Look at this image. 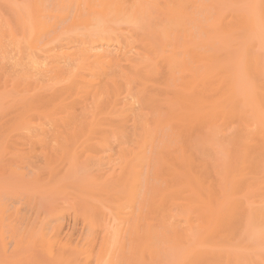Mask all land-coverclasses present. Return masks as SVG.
Returning <instances> with one entry per match:
<instances>
[{"label":"rangeland","instance_id":"374dc122","mask_svg":"<svg viewBox=\"0 0 264 264\" xmlns=\"http://www.w3.org/2000/svg\"><path fill=\"white\" fill-rule=\"evenodd\" d=\"M42 1L40 0L38 2V0L37 1L36 0H0V264H69V263L70 264H77V263L78 264H82V263L83 264H89L90 262L88 261V259L89 260H95V261H91V264H97L98 260H100L98 262V264H99L101 262V260H102L101 258H103L101 254H102V251L105 248L104 246H108V247H106L105 250H107V248L108 249L109 248L111 249V250L110 249L108 250V251H110V253L108 251L103 252V254L106 253L105 256L107 255V252H108L111 260H109L110 259L109 258L108 259V262H106L105 260H107V259H105V260L103 259V262L104 263L101 262V264H110V263L113 264L114 261H115L114 262L115 264H118L119 262H120L119 264H121V262H123L122 257L124 258V254L123 255H121V254L124 253V252H125V258H126L125 261H127V258H128V261L129 262L128 261L127 262L129 264H133V262H134V264H137V263L138 264H142L148 258H149V261H150L149 263L155 264V262H157L159 258H160V262H161V260H162L161 256L162 257L163 256L165 257V255H167L166 256L167 258L165 257V259H170V257L168 255L171 256L172 254L174 255V256L172 255L173 256V260H172V256H171V259L170 260H172V261L176 260L177 262L174 261L176 264L177 263L178 264L185 263V262H183V261H185V259L183 260L182 257H178V258H180L179 260H177L178 258H176L177 256H180V254H182V252L183 253L185 252V249L182 246L174 248L172 246V244H169L172 247L170 246V248L168 249L169 245L167 243H165L166 244L165 245L166 247L168 245V247H167L168 250H170V251L173 250L174 251V253L171 254L170 251H168L167 249L163 248L162 245H159V246H161L159 248L160 251H161L162 248H163V251L165 249V253H164L165 255H163L162 254L163 251H161V253L160 252L158 253V254H160V256L157 255V256H159L157 259L156 258H153L154 256L152 257L150 254H148V256L146 254H144V251H146V250L144 248H142L143 245H141L139 243L141 241V239L139 238V240H138V238H136V235L137 234L135 232V229L134 230L131 229L133 227V225H134V224L132 225L131 222H134V221H131V219H129V218L132 217V219H134L133 216H130L128 218V217H125V216L122 215V214H124V210H125L124 205H126V207H128V205H129V204L127 205L126 201L123 200L124 198H123V195H122V194H124V197H126V194H125L124 191L126 189L128 190V188L125 185H124L123 188H122V186H123V184H124L125 181L128 182V179L130 177V176L129 177L127 176L128 170L130 171L129 168L130 167L132 168V166H133V161L131 163L130 160L133 159V157L135 156V154L138 152V149H136L134 147L136 146V147L139 148L138 143L140 142V144H141V141H142L140 139L142 138V134H143L142 131H143V129L141 128L142 131L141 132L139 131L140 129H138L137 124H136V120L133 117H134V114H138L139 113V112H137L138 110L136 111V109L137 108L138 109L140 108V105L139 104L142 102L141 101L140 103H138L139 100H137V103L138 104L135 102V100L137 98H139L137 95H138L140 89L143 91V90H145L147 88V87L145 88L143 86H140L141 85V82H144L145 84H146V82H148V81H146L147 78L145 77L146 76L145 73H147L150 70H151V72L153 71L155 73V75L153 76V78L150 79V80H149V78L151 77V75H153V73H151V72L147 73L148 75L151 73L149 76L147 75V77H149L147 80H149V82H150V83L148 82L149 84H147V85L151 89L150 88H147L145 90V92H146L147 90L150 89V91H148V92L151 93V91H153V94L151 93L152 94L151 95V94H148L146 92L147 93V96L150 95L149 97L146 98L145 92L143 91L142 93H144V94L143 95L142 94L141 95L139 94V95H140V97L141 96H145V98H142L143 101L145 100L147 102H150L151 104L153 102H155L152 99H154L155 97H156L155 99H158L159 98L158 101L156 100V102H160V103H158L159 104L158 107H159V109L162 112L161 114H163L162 116L164 118L167 117L166 118V120H167L168 117H169V114H170V113L167 114L168 112H170L168 110L169 107H167V106L169 105V103L172 100L170 98H174V97L176 98V95L174 96V94L177 93L176 91H181V88L180 87L182 86V89H183V88H185V85H187V84H184L183 85V82L186 83V81H183L181 83L179 80L182 79L184 76H189V77H186V78L184 77V79L187 80L189 78L191 80L192 75L194 76L195 73H197V72L200 71V70H198L197 72L194 71V73H192V74H190L191 73L190 70H188L187 72L183 71V70H186L187 68L188 69L189 68L192 69L191 67H193L194 64H192V65L191 64L190 65L188 64L190 67L188 66L185 69L179 70V72L175 71L177 74L175 73L174 76L176 75V76H178L180 78V79L178 78V80L175 81L176 83L173 81L174 78L176 80V78H177L176 76L173 78V80H172L173 82L171 81V83H170V81L169 82L167 81L168 78L169 79L170 78L172 79L171 76H168V75H171V74L167 73V70H170V69H166V67H165V66H167L166 64H168V63H166L167 62L166 58L168 59L167 55L168 54H171V50L173 51V48H174V47L173 48H170V47H172L175 44V43L172 44L171 42H177V40H175V39H177V38L180 39V37H181L182 34L180 35V37L179 36L177 37L178 34L177 35L175 34L177 38L174 37L175 36L174 34H173L174 36L171 35V37H173V39L170 37L169 40L165 41L166 43L165 42H162V40L161 41L159 40L161 43L159 41H158V43L157 42H154V44L153 43H150L151 46H155V47L157 46L156 44H158L157 47L159 49L160 48H162V49L164 48V49L168 50V51H166L167 53H165V50H163L164 53L162 51L160 52L159 49H158V52H157V47H156V49H155V47L154 48H151L150 44H148L149 42H151L150 40L154 41L152 39L153 37L156 38L157 35L159 36V34H158L159 30L157 28L160 27V29H161L162 28L161 25H163V22L160 23V21L162 19H163L162 21H165L166 20V16H167V19H169L168 18V15L165 16V12H167L168 9H170L169 7H170L171 0L170 1L168 0L169 1L168 4H167V0H165L166 3H165V1H162L161 0V2H159V0H157L156 3L159 4V6L156 5L155 7H157V8L160 7V9H155L153 7L154 5L152 6L153 9L150 8L149 13L152 12V11H156V13L155 12H152L151 15L154 14V16H151V19L149 17L150 16V14H149L148 19H150V20L147 21V23L149 25L146 24V27H144L142 29H140V28L136 29V27H134L132 25H124L122 28H120V27L118 28L120 30L121 34L117 30L111 32V30H112L111 29L109 31L110 33L109 32L107 33L108 36L106 34H105V37L103 36V39L104 40H102L101 42H97L96 43L97 46L102 45V48L105 49V50H103V52L106 51L105 52L106 55H109V57H110V58L108 57L109 59H106L107 60V63H110L109 66H108L107 63L106 64L105 63H102L103 64L102 66H104V67H106L105 65L108 66V68H104V67L101 68V69H103L102 72L100 71L102 73V75L104 74L105 76L106 75L109 76L108 77L109 79H110V77H112V76L114 77L116 75L115 78H113V79L116 80V78H117V81H118L117 83H119L118 85H121V84L122 85H125V83H126L127 87L121 85V88H122L121 91L123 93L122 98H126L128 96V94L130 95V94L133 93L132 91L128 90V89H131V87H133L132 90L134 91V93L136 91V94L137 95H135V99L132 97L134 94L132 96L130 95L131 98L129 96H128L129 98L128 97L126 98V102L127 103H131V100L133 99L134 102L133 101L132 102L134 103L133 104V107H135L134 108V110H135L134 112L135 113L134 114L132 113L133 115L132 114L130 115L128 113L127 115H125V117L124 116H116V115L111 116L109 114V112H111V110H110L111 107H109V104L106 102V99L104 100L105 102L103 101L104 103L101 102V101H100L101 103H97L96 100H95V102L97 103L96 104V103L93 102L94 99H95V97L93 98V96L87 95L89 93H85L84 96H83V93L79 94V91H80L79 88L80 87L82 89H84V90L86 89L84 87V85H82V86H79V85L75 86L76 85L75 84V85L72 86L71 85L72 83H70L71 82V79L73 78V76L74 75L76 76V74L79 75V73H80V75L82 74L83 76L85 74L84 78L86 79V81H88L87 79L90 78V77L88 78L89 75L88 76L86 75V74H88V72L85 73L86 71L85 72L84 71L82 72L81 70H79V71L77 70V62H74V63H72V62H66V61H64L63 58H61V55H62L61 51L63 53H65L67 51H68V53H71V51H72L77 56L79 55L78 53L80 52V49H78V48H81V46H80V44L82 42L81 41V37L79 35V38L76 37V39H75V33L72 36L70 34H67V32L69 30L65 26L69 25L68 23H70V20H67L68 22L66 23L65 22L66 21L65 20V15L66 14H69V16L71 17V20H72L74 11L77 10L78 5H79L78 3L81 0L80 1L79 0H77V1L76 0H74V1L73 0H57V1H54V2H52L53 0H50L55 5V7L53 5L52 8H50V7L46 8L45 7L47 5V3H45L47 0H44L45 2L43 1V3H42ZM50 1L48 2V6L49 5L50 6L52 5L50 3ZM61 1H63V2H61ZM68 1H70V2H68ZM71 1H73V2H71ZM187 1L190 2V9H189V7H188V9L191 11V7H192V4H193L194 1L193 2H192V0L191 1L190 0H187ZM198 1L200 2V0H197V1H195V3L197 4ZM234 1L236 2V4L238 3L239 6L238 5L236 6L235 4L230 5ZM240 1L237 2V0H218V1L217 0H204V1L201 0V2L198 3L199 5H196L194 3L196 5L195 7L198 6L197 7L199 9L198 11L201 12V13H204L206 11H209L210 9H208V8H210V6H211L212 15H210V11L208 13L207 12L206 13L208 15L212 16L213 18L212 17H208L209 20L208 19L205 20V18H207L206 16H208V15H205L206 13L199 15V12L196 9V12L198 14V17L196 16L197 14L195 15V17H197V21L199 20L198 21L199 22L198 24H200L199 26H197L196 21H195L196 18H194V16H193L195 14V11L192 10V12L194 11V14H192L191 16H192V18L195 21L194 24H196L195 25V29H197V30H194V31H196V32H194L193 31V29H194V26L193 25L194 24H192L191 21L189 22V20L191 19L190 16H189V14H190V11H189V13H188V16H189L188 19L189 20H187V15L185 16V20L188 21L189 24L191 23L190 25H192V26H190L188 24V25H186V27L188 26V28L191 29L192 34H193V32H194V34L192 36L188 32L187 33L194 38L195 42H191L188 39L189 36H187L188 38L186 37V39H188V41H190L189 42L190 44H186L187 43V40L183 38V36L185 34L182 35L181 41H183V40L185 41L186 40L185 41L186 42L185 44L190 49H192L193 47H195V45H198V47H200V45L202 44L201 42H206L207 43L206 45H208V46L211 45V49H214V47H216V46H218V44H220V43L217 42L219 39H221L220 37L223 38V37L226 36L224 33L227 30H226V27H224V23L227 22V21L231 22L230 21L231 18L229 19V17H232L231 14L234 15L232 19L238 20L239 18H237V17H241V14H240V16H238L239 13L238 14L237 13L234 14L235 12H232V11L241 12V13L243 11V15H244V10L243 9L245 8V10L247 11V12L245 11L246 12L245 15L248 13V16H249V19L248 20L246 19V22L248 21V27L247 26H242L243 25L242 22H240L241 24L237 25L238 23H236V22H238V21H235V20H233V21L236 24L235 23L233 24V22H232V24L235 25L236 27L235 26H232V28H231V25H232L231 23H230V26H229L230 28L227 27L229 30L230 29L234 30L233 29L234 27H235V30H236L238 28L237 26H239V28L241 27L240 29L244 28V32L242 31L243 29L240 32L239 31L240 30L239 28L237 29L238 31H234V32H232L230 30V35L232 37H233V33H235V32L237 34L235 33L234 36L235 35H239V38L238 39L242 38L243 33H245V34L247 33L248 34V32H249V31H247L248 29H250L252 31V30H255V29L258 28L257 31L255 30L256 33L258 32L257 35H255V32L254 31L253 32L250 31V33L248 34V36L251 35L252 38L254 37V39L250 38L252 40L249 41V42H253V43L250 44V43L247 42L248 41V39H247L248 37L245 38V39L243 38V39L240 40L244 44L247 42L246 43L247 51H246V49L244 50V48H246L245 45H242V47L241 46L237 47L238 49L240 47L242 48V49L240 48V50L241 51L243 50L242 52H243L244 55L242 54V52L240 50L239 51L241 52L242 55L240 54L239 51L236 52L237 51V48H236V50H234L235 45H236V39H237L238 36L236 37V39H235V37H233L235 40L232 39V41L230 39L231 36H228L229 39H227L228 37L226 36V38H225L226 40L223 39V41H226L227 42V43L224 42V43H226V45L221 43L223 45L222 46L223 48L222 47L221 48L216 47L217 49H223V51L226 52L227 54L226 53L224 54V52H219V51H218L219 52L218 53L217 52V49L214 50V51L211 50L213 52V54H214L215 51L219 54V56H218V54H214V55H217L215 57L214 55H212V52H210V50L208 49L210 47L205 46V43H204V48H203V46H201L202 49L201 48L200 49L202 50V53L205 51L203 49L209 50L208 51L209 54H211L212 57L214 56L213 57L214 58V61H213V58L211 59L209 57V60L211 59L213 61L212 62L210 60V63L214 64L215 66H216L217 63L220 64V62H217V63L215 62V59L216 58H218V60L216 59L217 61H220L221 60L222 64H223V62L225 60V63L222 66L224 68L222 70L225 73V75L226 74L227 75L230 74L229 73L230 70H231L230 72H232V71L234 72V74H233V72L231 73L234 77H235V73H236V75H237V73L239 74L237 76V78H236L238 80V82H237V80L235 78L232 80V82L230 81L233 84V81L235 80V83L234 84H236L238 86V87L236 86L238 89L235 88V89H237V93L238 94H236V93H232L231 94L232 95V99L234 100V102L236 100V99H234L235 98V95L234 94H236L237 95L236 98L239 97V99L240 98L242 99L243 97L247 96L244 99H247L248 100V99H250L248 97H252V99L250 100V103H251V101H253V103L258 102V103L255 104L254 108H253V106H251V104L249 102L243 103V105H245V106L246 105L247 106L249 105L248 108H251L252 107L254 110H256V112H259L258 110L260 108H258V107L264 106V104H262V102L264 101V82H263L264 81V74H263V76H262V73H261L260 76H257V74L256 75H253L254 73H256L255 72V68L246 65V67L244 66L245 67V70L246 71L248 70L246 72L244 70V67L242 65H245V62H248V64H250L251 63L250 61H252V60H253V63L255 64L254 58L257 59V55L264 54V53H262V52H264L263 51L264 48L262 47V46H264V34H263L264 33V20H263V18H264V12H262V11H264V5H263L264 4L263 3L264 0H256V1L254 0L256 2L255 5L253 4V0H243L242 2H240ZM258 1H259V3H258ZM260 1H262L263 4ZM60 3L62 5V7L64 6L63 5V3H64L67 6H70L71 9L69 7H67V8H65V7L62 8L61 7V9L63 10L62 11L59 8V6H61V5H59ZM36 4H38V5L40 4V5L37 7ZM74 4H76V5H74ZM165 4H167L169 6L168 7H165ZM194 4H193V7H194ZM201 4H202V6H201ZM227 4H229V5H227ZM42 5H44V7H42ZM204 5L205 6L206 5L209 6V7L207 6L208 7L207 10L206 9L205 10H202V9L206 8ZM240 5H241V7H240ZM252 5H254V7ZM256 5H257V7H256ZM200 6L202 7L201 9L199 8ZM261 6H262V9H261ZM228 7H230V8H228ZM236 7H238V8L236 9ZM23 8H25L26 10L23 9ZM38 8L41 10V11H38V12L39 13L42 12L44 15L46 14V12L48 10H51V11H48L47 12V14H46L47 16H45V17L43 15H41L42 13H40V17L41 18H43V17L45 18V20L43 19L44 21L42 19L40 20V17L39 18L37 17V16H39V14L37 12V10H39ZM54 8H57L56 11H58V10H60V12L61 11L62 12L65 11L63 13L64 15L62 13H59V11H58V13H59L58 14L55 11ZM166 8H167V10H166ZM225 8H227V9H225ZM239 8H242V10L239 9ZM52 9H54V11ZM192 9H195V8H192ZM256 9H261V10L258 11ZM35 10H36V12H35ZM157 10H159V11L157 12ZM251 10H253V11H251ZM202 11H204V12H202ZM69 12H71V13H69ZM220 12H221V14H220ZM250 12H252V14H250ZM253 12L255 14H253ZM259 12H262L263 14H259ZM55 13L58 14V17L62 15L61 18L59 17V18H56L55 19V22L58 23V24H59L60 19H62V22L60 21V24H59V29H58V32L59 33L51 32L47 37H46V34L45 35H42V34L38 33V30H40L39 26H41L43 23H47L46 17H48V14H49V17H50V18L49 17L47 18V19L50 20V23L49 22L48 23L51 24V25L54 24V18L57 17V15L56 16L55 15L53 16V14H55ZM22 14H23V16H22ZM50 14H51V16H50ZM168 14H169V12H168ZM219 14L221 16H224L223 17V20H221V18H219V17H221V16H219ZM229 14H230V16H229ZM203 15L205 16V18L203 17ZM245 15L242 16L239 20L242 19V21L245 22V20H243V18L245 17ZM250 15H251V17L252 16L255 17V19H256L255 22H254L255 19L253 17H252L253 20L250 19ZM33 16H35V17L33 18ZM52 16H53V18H51ZM37 18L40 21L36 20ZM215 18H216V21L217 22H215V20H214ZM51 19H53V20H51ZM201 19H203L202 22H201ZM210 19H211V21H210ZM260 19L263 20V23H262V21ZM34 20L37 21V22H35ZM63 20H65V21H63ZM207 20L210 21V22H208ZM219 20L222 21V22L225 21L223 24H221V26L223 27V29H222V27L219 28L220 27L219 24L221 23V22L219 23ZM249 20L250 21L252 20V22L254 24L252 25L249 22ZM166 21H165V23H166ZM205 21H207L208 24L207 23L205 24ZM212 21L215 22V24L218 23L217 24L218 26L217 25L215 26V24L212 23ZM192 22H193V20H192ZM37 23H38V25H36ZM39 23H41V24H39ZM255 23H256L257 26L259 24V26L257 27L255 25ZM61 24H65V25H61ZM34 25H36L35 28L37 29V34L34 33V32H32L35 29L34 28ZM151 26H153L152 29L153 28L154 29L156 28V30H153L152 33H154V31L156 33L157 30H158L157 35L152 34L153 37L151 35H149L151 37L148 36V34L151 33V31H152V29H151L150 32L148 31V30H150ZM196 26H197V28H196ZM204 26H206L205 27L206 29H203L205 31L203 32V30H202V32H200L201 29H202V27H204ZM225 26H226V24H225ZM249 26L250 27L253 26V29H252V27L249 28ZM60 28L62 29V32L64 31L63 28L67 29V32L65 30V33L69 37L67 35H65V37H64V35L62 36L61 34H64V33H60ZM146 28H148V30H146ZM207 28H209V30H207ZM211 28H212V30L214 29L215 31L213 32L211 30ZM218 28H219V31L223 30L222 33L224 32V30H226V31L223 34L221 33L222 35L221 34H218L219 32L216 31V30H218ZM69 29L74 30V28H69ZM245 29H247V30L245 31ZM259 29L262 32L259 31ZM206 30L209 31V32H206ZM186 31H188V30L186 29ZM191 31H189V32H191ZM211 31H212V33H211ZM30 32H31V34H30ZM116 32H118V33H116ZM205 32H206V34H203L202 35V33H205ZM215 32H217V34ZM231 32H232V34H231ZM238 32H239V34H238ZM34 34L35 35H38L39 34L40 37H43L44 36V38L40 39V48H39L40 50H38V51L32 50L30 48V43H29V45H27L28 44V38H29V40L31 42V39L33 38ZM58 34H60L62 37L59 38L58 37L59 36ZM112 34H114V35H112ZM199 34H201L200 35L201 38L204 35L207 36V37H203L202 39H200L202 41H199V39H196V36H197V38L200 37ZM240 34H242V36ZM29 35H31V37H29ZM218 35H219V38L217 40L216 38H217ZM38 36H35L34 38H36ZM52 36L53 37L56 36L55 38L58 37L59 38V39L57 38L58 42L54 38V41H56V43H55L52 40V38H50ZM208 36H209V38H208ZM123 37L126 38V39H124ZM46 38L50 42H52L53 44L52 43L50 44L49 41L47 42ZM146 38H148L149 40L145 41L144 39H146ZM204 38H208L209 41H210V38H211V42H210L211 44H208V42H209V41H207L208 39L205 40ZM170 39H171V42L168 43V41H170ZM213 39H216V40L214 41ZM157 40L158 39H156L155 41H157ZM196 40H198L201 44H199V42L197 44H192V43H196L197 42ZM212 40L215 42L214 44H216V43H218V44H216V46H214V44H212L213 43ZM244 40H246V41L244 42ZM256 40L257 41L259 40L260 44L263 41L262 42L263 45L258 44V42ZM60 41L63 44H65L66 48H68V50L66 49L67 51H65V46ZM233 41L235 43H233V45H232V42ZM254 41L257 42L256 44H257V47H258L259 50L256 48V46H255L256 44L254 45ZM105 42H107V43H105ZM228 42L231 44V46L234 47V48L233 47L231 48L232 51H230L231 50L230 49L231 46H228V44H229ZM46 43H48V44H46ZM102 43H105V44H102ZM146 43L148 44V46H147ZM162 43H164L167 46L169 45V46L167 47L164 44L162 46ZM180 43L183 44V47H184L185 44L183 42H180L179 40L176 43V46L177 47H180L179 46ZM49 44H50V46H48ZM170 44L172 46H170ZM240 44H242V43H238L237 45H240ZM224 45H225L226 48L224 47ZM250 45L254 49L251 48V47H250L251 48L250 49L249 48ZM27 46L30 49H28ZM43 46H44V48H43ZM176 46H175V49L177 48ZM227 46L229 47L230 50H228ZM243 46H244V48H243ZM52 47H54V48L52 49ZM62 47L64 48V51H63V48ZM71 47H73L74 50H72L73 48L71 49ZM19 48L21 50H19ZM102 48L99 49L100 53H102V50H101ZM48 49H49V51H48ZM60 49H61V51H60ZM69 49H70V51H69ZM162 49H160V50H162ZM194 49H196V48H194ZM248 49L251 50V51H249ZM28 50H31L32 53H27V52H31V51H28ZM110 50L111 51L113 50V52H110ZM201 50H199V52ZM41 51L43 52V54H42ZM59 51H60V53L58 54ZM227 51H229L231 54L229 52H227ZM245 51L249 53V54L247 53V56H249V58L251 56H253V54H251V53L256 52V53H254L255 54L254 55L255 57L253 56L252 58H250L252 60H250L248 58L250 61H247V58H246L247 56L245 54L246 53ZM159 52L162 53V54H164V55H161ZM188 52H190V50ZM235 52H236V54H235ZM259 53H261V54H259ZM26 54H28V55H26ZM44 54H45V56H44ZM56 54H58V55H56ZM158 54H160V56ZM228 54H230V56H233L235 58V60H234V58H231ZM250 54H251V56H250ZM34 55H36L35 57L37 59V62L40 63V67L42 66V69L40 68L41 69L40 73L39 72H37V73L36 72H33V73L30 74V72L25 67V64L27 63L26 61H29L30 58H33L34 57ZM190 55H192V53ZM221 55L222 56L225 55V56L228 57V58L226 57L228 60H229V58L231 60L226 63L227 60L224 59V58L221 59ZM235 55H237V57H235ZM238 55L241 57V60H239L241 62H238V59L240 58V57L238 58ZM26 56H28V57L26 58ZM29 56H31V57H29ZM52 56L57 57V58H54ZM112 56H113V59L114 60H112V58H111ZM146 56L148 57V59H145L144 61H141ZM162 56L163 57L165 56V58H163ZM193 56L194 55H192V57H189L190 58V61H191V59L193 60ZM263 56L264 55L261 56V60L264 62V60L262 58ZM43 57H46L45 58L46 60L43 59ZM157 57L160 58V59L157 60ZM187 57H188V55L186 56V59H187ZM195 57H194V59H195ZM52 58H53V60H50ZM236 58H237V60H236ZM242 58H244V59H242ZM258 58L259 59L255 60V61L258 62L260 60V57H258ZM139 59H141L140 62L138 61ZM196 59H195V61H197ZM232 59H233V61H235V63L237 61L238 64L236 63L234 65V62L232 61ZM106 60H105V62H106ZM111 60L114 61V62L115 61L117 62V63L115 62V64H114V66H116V68L114 66H112L114 62H111ZM165 60H166V62H165ZM198 60L201 63L200 58H198ZM244 60H246V61L244 62ZM118 61L120 62L119 64H118ZM146 61H148V62H146ZM154 61H155V63H153ZM157 61H158V63H156ZM190 61H187V63L188 62L189 63H193L194 60L192 62H190ZM202 61L204 62L205 60H202ZM145 62H146V65H148V69H149V66H150V68L153 66L154 67L153 69H155L156 66L157 67L159 66L158 67L159 71H158V69L156 71H154L153 69H149V70L146 69L147 66L146 67H143V66H145L144 65ZM151 62L153 63V65H152ZM205 62H204L203 65L205 66L204 68L207 69L209 67L208 66L209 63L207 64ZM230 62L232 63V66H231V63ZM263 62H262V64H263ZM41 63L44 64V65H42ZM54 63H58L59 64V67H58L57 64H54ZM62 63H64V64H62ZM66 63L70 65V68H69V65H67ZM75 63H76V67L74 65ZM136 63L138 64L137 66H139V68H137V66L135 67ZM154 64H156V65L154 66ZM197 64L198 63L196 62V65ZM227 64H230V65L227 67L226 66ZM254 64H252V66ZM259 64H261V63L259 62ZM53 65H54V67H58L57 68V71H60V66H61L62 68L65 67V69H70V70L73 69L74 71L76 70V72H74L76 74L73 75V74L70 73L72 76L69 77L70 74L68 75V73L70 72V70L69 71L67 70V72H66V70H64V69H61L60 73H57L56 74V72H54V71H56V68L55 69L51 68ZM64 65H67V67L64 66ZM140 65H141V67H140ZM196 65H194L195 67H194V69H192V71L195 70L196 67H199L198 65L197 66ZM201 65H202V63H201ZM73 66L75 67V69L73 68ZM233 66L234 67L236 66L235 69L238 66V69L240 71L238 69L232 70L233 69ZM109 67L113 68V71H115V72H113L112 70L110 71L109 70ZM142 67H143V69H141ZM168 67H169V65H168ZM212 67H213V65H212ZM136 68L138 70L139 69H141V70L138 71ZM144 68H145L146 71L144 70ZM230 68H232V69H230ZM47 69H48V71H47ZM52 69L54 71H52ZM104 69H106L105 71L109 70L111 72V73H109V74H111V76L109 74H107V72L103 73ZM197 69H200V68H197ZM226 69H228V70L225 71ZM73 70H72V73H73ZM249 70H250V72H249ZM144 71H145V73H144ZM180 71H183L181 73H183V74L186 73V75L184 74V76L180 77L181 75H183V74L180 73ZM202 71H205V70H202ZM202 71H200V72H202ZM253 71H254V73H253ZM43 72L44 73L45 72H51L50 75H52V78H50L51 77L50 75L49 76L47 75L49 73H45L47 75L45 77V75L43 74ZM53 72H54V74H53ZM156 72H159V73L156 74ZM221 72L222 71H220V73ZM61 73L64 76H61L60 75ZM187 73H188V75H187ZM222 73H221V75L224 78L225 75L223 76ZM250 73H251L252 77L249 75ZM263 73H264V71H263ZM36 74L37 75L38 74H41L42 77H40L39 75L37 77ZM55 74H56V76H55ZM65 74L67 75L68 80H70L69 82L67 81V77H66ZM136 74H138L139 77H141V75L143 74L142 75V78H141L142 80H141L140 83L138 81H136L137 79H139L138 75L136 76ZM200 74H202V73H200ZM245 74L247 76L251 77V80H250L249 77H244V76H246ZM33 75H35V76H33ZM102 75L100 74V76H102ZM126 75L128 76L127 78H130L129 81L131 82L132 86H131L130 82L127 83V81L124 80V79H127L125 77ZM83 76H80V78H82ZM97 76H99V75H97ZM100 76L99 77H96V78H98V80H99ZM107 76H106V78H107ZM143 76H144V80L146 82L143 81ZM167 76H168V78H167ZM254 76H255V78H254ZM261 76H262V78H260ZM29 77H31V78H29ZM102 77L100 79L101 81L106 79L105 77H103V78ZM219 77H221V76L219 75ZM232 77L229 78V76H227V79L225 77L224 78L225 81L223 80L224 83H227L226 80H231ZM56 78L57 79L60 78V80L59 79L56 80ZM61 78L62 79L65 78V79H63L65 81H63ZM257 78H258V80H260L259 82H261V79H262V82H263V83L261 82L262 85H261V83L259 84V82L256 80ZM189 79L187 80L188 84L190 82ZM247 79H248V81L250 80L249 83H248ZM253 79H255L257 82L255 80H253ZM61 80L64 82V84H63V82ZM211 80H212V82L214 81V84H217V80H216V82H215L214 79H211ZM139 81H140V79H139ZM178 81H179V84H181V85H178L179 87L177 86V82ZM208 81L207 82L209 84H207L206 80H204V82L206 83L205 86H207V85L208 86H211L212 82L210 81V79ZM246 81H247V84H246ZM65 82H67V83H65ZM166 82H168L169 86L168 85L167 86L170 87V89L173 88L172 90H169V88L166 86V84H167ZM172 83H174V85H176L177 87L174 86L175 88L174 87L171 88L170 85L173 86ZM224 83H222V84H224ZM68 84H70V86ZM110 84L109 85L112 86V83H110ZM214 84H212V88L210 87V89L208 88V86L206 87V89H203L204 86L202 87V85H204V84H201V91H202L201 93H202V95H203V93H204V95H206L207 93H209L207 95L209 97L212 96L210 98L207 95L205 96L206 98H208L207 100H209V101H211V100L212 101L213 100L215 101V99H218V97H216V96L219 95V97H220V95L223 94V91L225 92L228 88H230V89H228L229 90L228 93H229L231 91V86L233 87V85H229L228 84L229 86L226 85V87H228L226 89L225 85L220 84V85H222L220 87V85L217 86V85H214ZM257 84H259V87H258ZM68 86H69V88H68ZM215 86H217V88L219 89L218 92L216 91L217 88L214 90V87ZM139 87H140V89H139ZM141 87H143L145 89H142ZM242 87H243V91H241L242 90ZM177 88H178V90H177ZM208 89H209V91H214V92H211V93L210 92H207ZM211 89H213V90H211ZM222 89H225V90H222ZM244 89L247 90V93H249L248 95H246L247 93L244 92ZM75 90H78V91L75 92ZM173 90H175L174 91V94H173ZM205 90H207L206 91V94H205V92H203ZM220 90H221V92H220ZM232 90L235 92V90L233 88H232ZM124 91H127V96H125V97H124V95L126 94V92H124ZM252 91H253V93L254 92L256 93V91H257V93L256 94H253V93H251ZM73 92H75L76 94L73 93ZM219 92L222 93V94H220ZM198 93H200V92H198ZM201 93H200V97L203 100V104L201 103V106L202 107L200 108V106H199L198 109L205 110L207 108L208 110L207 109L206 110L209 111V107H207V106L208 105H211V104L209 103L207 105L208 101H206V98L205 97H202ZM213 93H214V95H213ZM239 94H240V96H238ZM251 94L253 96L254 95L255 96L253 97ZM257 94H258V97L256 96ZM80 95L83 96V97H80ZM85 96H88V97L91 96V97L90 98H87ZM151 96H155V97L153 98ZM150 97H151V99H149ZM120 98H121V96H119V99ZM122 98L120 99V102H119V99H118V104L119 105L116 106V109L115 110H117L118 108H123L124 107V105H122L124 103L122 101ZM211 98H214V99H211ZM253 98H257L258 101L257 100L254 101ZM65 99H67V100H65ZM127 99H130V100H127ZM147 99H149V100H147ZM239 99L236 100L237 101L236 102L237 105H235V103H234V105L236 106L234 108H238L239 109L238 110L239 113L240 112H243V110L244 111H247L248 109L245 110L246 107H244V106L241 107V109H243V110L240 111V108L239 107L241 105L239 103L242 104L241 101L244 102V100H241L240 99L241 100L240 101ZM261 100H263V101L261 102ZM60 101L66 102V105L67 106L66 107L65 106H61V105H65V103L63 102V104H62V102H60ZM166 101H169V102L166 103ZM204 103H206V107L204 106ZM143 104H144V102H143ZM259 104H261L262 106L261 105L259 106ZM130 105H132V103ZM238 105H240V106H238ZM252 105H254V104H252ZM256 105L258 106L257 107L258 110L256 108ZM142 106L143 105H141V107ZM143 107H144V109L146 111H148L147 113L149 115H151V117L152 116H154V117L155 116H158L159 113L157 114L156 112H154L152 110L146 109V106H143ZM66 108H67V110H70L67 113H66ZM145 110H143L141 108L140 109V111H141L140 114H142V111L143 112H146ZM206 110H205V112H206ZM69 112H71L72 115L69 116V114H70ZM254 112H251V113L254 114L253 120L256 119L257 122H259L258 120H261L259 122V124H257V122L255 121L254 122L255 125H253L252 122H251L252 118L251 119L250 118H247V120H246L247 122L244 121V118L245 117H243L242 120H240L241 119L240 117H242V115L239 114L238 117H236L235 119H232V120H235V124H234V121H232V120H230V124L227 123L228 126H225V128H224L225 131L226 130H227L226 132L232 131L231 128H233V129H235V131L234 130L232 131L233 132V135L237 136L239 133L244 132L246 130V128H247L246 126H248L250 129L248 128L249 130H247V131H250V130L252 131V132L251 131L249 132V142H250V140L252 141L254 139V137L251 138V135L252 134H250V133H253L254 134L257 125H262V124L264 125V122H262V121H264V119H263L264 116H261L260 115L261 116V119H260V116L258 115V113L256 114ZM147 113L143 117H141V118H144L146 116L147 119H144L143 121H145V120L147 121L148 118L151 119V117H147ZM186 113H185V115H186ZM245 113H246L245 114L246 117L247 116L248 117H252L253 116L252 114L250 116H249V114H247V113H250V110L248 112H245ZM255 114H256V116L257 115L259 116L258 117L259 119L255 116ZM96 115H98V116H96ZM243 115H244V112H243ZM262 115H264V114H262ZM126 116L128 118H126ZM159 116H160V114H159ZM159 116H158V118L156 117V119L154 118L155 121L157 119H162V118H160L162 116H160V117ZM93 117L95 119H92ZM54 118H56V119L54 120ZM57 118H59L60 120L57 119ZM61 118H62V120H61ZM99 118H101L102 120H100ZM132 118L135 121H133ZM172 119H175V117L171 118V120ZM178 119H180V118H177L176 120H178ZM248 119H250V120H248ZM151 120H153V118ZM151 120L150 121H147L148 122V125H149V122H150V124H152V122H154V121L151 122ZM171 120H170V124H169V121H168V124L167 125L166 124L163 125L162 132L164 130H166V132H163L164 133V136L167 135V136H170L171 137V135H174V134L176 136L177 134H179V132H176L177 134L176 133H172V132H174V130H180L181 132L183 131L182 133L179 134V135L182 136V140L185 139L188 135L190 136V137L188 136V138H187L189 140V138L191 139V137L193 138L194 136L197 138V135L195 134L196 131H197V134H198V132H201V135H203V133H205V135L202 136V138L205 139L204 137L206 136V138H207L208 132H210L209 130L207 131V129H212V126H211L212 124L206 122V123H204V126L202 125L203 128L202 127L201 128L202 129H205L207 133L204 132L205 130H203V133H202V129L201 128H200L201 130L198 128L199 131H198V129L195 130L194 128H192L193 127L192 126L193 125L192 122H194V121L189 122L190 120L188 118L184 119V117H183V121L185 120V127H183L184 126V122H182V124H181V121H180L181 119H180L178 121L182 125V128L180 127L181 129L180 128L178 129V127L176 125V124H178V122L175 120L174 121V124L176 122L175 125L177 127V129H175V126H172L174 124H173V122ZM94 121H102V122L104 121L103 124H105V125L107 124L106 125L107 127L105 126L106 128H102L103 130L101 131L100 130L101 127H99V125H96V126L98 128H100V129L95 128L94 125L97 124V122H94ZM218 121L222 122L221 120H216L217 125H218ZM242 121H243V124H242ZM248 121H250L249 124H252L253 125V128H254L253 130L250 127L251 125H247L248 124ZM133 122H134V124H133ZM186 122H187V124H186ZM188 122L190 124L189 125V129L192 126L191 127V130H189V133L190 134L189 133L188 134L185 133V132L188 131V129H186V131H184L185 129L182 130L183 128H188ZM220 122H219V125H218L219 127L223 126V124L221 125ZM244 122H246L245 125H244ZM261 122H262V124H261ZM75 123H77L78 126H76ZM103 124H102V126H103ZM205 124H206V126L209 125L208 126L209 128L208 127L206 128ZM232 124H234L233 126H235V127L229 126V125H232ZM85 125H87L86 126L87 129L90 128L91 130H89V131L86 130V128H84ZM90 125H92V127L94 126V128L96 130L98 129V132H96V130H93V128ZM132 125L133 126L135 125L136 127L132 128ZM154 125L156 126V124H153V126ZM168 125H171V126H168ZM100 126H101V122H100ZM151 126L152 125H149V127H151ZM164 126L165 127L168 126V127H166L168 129L164 128ZM238 126H240V127H238ZM118 127L119 128L121 127L122 129L121 130L120 129L118 130ZM149 127H147V128H149ZM161 127H159V128L157 127L158 128V131L161 129ZM236 127H237V129H236ZM259 127L262 128V126H259ZM259 127H257V129H256L257 132H258L257 134H259L260 132L261 133L263 132L262 130L261 131H258V129H260ZM153 129L154 128H152V130ZM243 129H244V131H243ZM262 129L264 130V126H263ZM131 130H133V133H136V132L142 133V134H140V133L138 134L137 133L138 135L141 136V138H140V136H138L137 134H135V135H137V138L139 137L138 140L135 138L137 145H135V141L133 140L134 137H136V136H132L133 138L131 140V136H130L131 135V132H132ZM135 130H136V132H135ZM236 130H238V131H236ZM75 131L78 132V133H75ZM117 131H119L120 134H121V131H123L122 132L123 135H126V136L129 135V136H127V137L124 136L123 138L121 137V139H119V138L117 139L116 138L117 135H120ZM155 131L157 133L156 127H155ZM88 132H93L96 135H94L93 133H92L93 136L90 135L91 133H89L87 135ZM234 132H236V134H234ZM81 133H83L82 135H83L84 138L82 136H80ZM169 133H171V135H169ZM228 133L230 134L231 132H228ZM228 133H226L225 134V137H223V138H226V141H227V139L231 140L230 139V135L231 134L229 135ZM84 134H86V135L84 136ZM263 134H264V132H263ZM89 135H90L91 139H89L90 137L88 138ZM157 135H158V138H159V136L160 135L162 136L163 134H161V131H160V133L158 132ZM183 135L185 137H183ZM233 135H231V137H233ZM254 135H256V134H254ZM261 135L262 134H260V137H259V135L258 136L256 135L255 139L253 140L254 143L253 142H250V144H251L250 148H252V149H249V150H250V153L251 154H254L255 155L256 152H254L252 150H254L255 147H257V146H260L258 148L259 150L256 148L255 151H258L257 153H261V151L263 152V149H264L263 148L264 147V141L262 143V140H263L264 135L262 136V138H261ZM167 136L164 137V141H165V139H166ZM199 136L200 135L198 134V137ZM235 136L232 138L234 140L233 142H231L232 140L231 141L228 140L226 142L225 139L222 138L223 141L221 140V145H222V146L220 145L221 148L218 145V143H216L218 145V147H219L218 150H220L222 148L223 149L225 148L226 154H225L224 151L223 152H220V153H222V156L223 157L220 155L219 151L217 152V150L215 152L212 151V153L210 151H209L210 153L208 152L209 155L210 154H212L213 156L215 155L216 158H212L213 156L210 155L211 156L210 157V160L212 161V164H211V162H209L210 161L209 158L207 159L208 162L210 163L209 165L212 167V168L211 167L209 168V173H210V170L211 169L212 170H211L210 175H207L205 177L204 182L205 183H212L213 182V185L215 186L217 192L220 191V190L222 191V189L226 187V184H224L225 183V180L224 179H226V178H225V176L222 177L223 175H225L224 174V171L226 170V167L225 166L227 165V163H224V162L227 161L226 159H228L227 162L230 163V160L233 161V160H235L234 158L239 157L237 155H236L237 157L235 155H233V154H235V153H233L234 151L237 153V148L235 146V141L237 140V138L234 139ZM81 137L83 139H81ZM125 137L126 138H129V139H127L128 141L126 139H124ZM87 138L89 140H86ZM167 138H168V139H166L167 142L166 141L165 142L166 143L169 142L168 148H170V147L173 148V146L175 145L174 143L177 140L178 141L181 140V137H178V139L175 140V141L172 138H169V137H167ZM173 138H174V136H173ZM176 138L177 137H175V139ZM196 138H195V140H197L196 143L199 144L202 138L199 137L200 138L199 142H198V138L197 139ZM259 138H261V139L259 140ZM171 139L174 141V143L171 141ZM256 139H258L259 141H257L256 146L253 147L255 145ZM182 140H181V142L179 141L180 144L182 142L188 141L186 139L183 140V141ZM189 141L190 142L191 141L193 142V143H191V146H193L192 144H194V140L192 139V140H189ZM171 142L174 144L173 146L171 145L172 144ZM179 142H177V143L179 144ZM188 142H186L185 144L187 145ZM196 143L194 144L195 147H196ZM222 143H225V144H222ZM227 143H228V145H226ZM261 143L263 144V146H261L262 145ZM178 144L176 145L177 147H178ZM185 144H183V145H185ZM198 144H197V146H198ZM233 144H234V148H236V149H234L232 147ZM252 144H254V145L252 146ZM176 146H175V148L178 149ZM179 146H181V147H179V149L183 148L182 145H179ZM188 146L186 148H188V151L190 149L191 150L190 152L192 153L193 152L192 147H190V146L188 147ZM225 146L226 147L228 146V147L226 148ZM175 148H173V149H175ZM186 148H184V149H186ZM176 149H175V151H178L179 150V149L178 150H176ZM227 149H229V150L232 149V151L230 150L231 151L230 152L228 150L229 151L228 152ZM131 150L132 151L134 150V151L132 152ZM130 152H132V155L130 154ZM126 153L129 154V155H127ZM133 153H134V155H133ZM167 153L171 154V150H168ZM179 153H177V156L179 155ZM195 153L197 155H199V157L197 156V158H200L201 157L200 152H195ZM195 153H194V155H196ZM230 153H231V157H232L233 160L232 159H229V158H231L230 157ZM263 153H261L262 155L261 154H259V156L257 155L258 157L261 158V159L259 158L258 161L260 160V161H263V162H260L259 161L258 164H257L256 163V160L257 159L255 161L252 160L254 162H251L252 166H253V163H254V165L256 163V165L253 167L254 168L253 169V171H254L253 172V176H256V177H250L251 178L250 181H252L253 178L254 179L255 178L256 179H259L258 175H256L257 172H258L259 175H260V173L262 175L264 173V171L262 170L263 167H264L263 166L264 165L263 164L264 163V156H263L264 154ZM172 154H174V155H171V156L169 155V156L170 157L175 156L176 155V152H173ZM251 154H250V160L252 158V155ZM130 155H131V159L129 160V162H130L129 163L127 161V158H128L127 156H130ZM168 155H166V157H168ZM225 155H229V156H225ZM254 155H253V158L252 159H254ZM177 156H175L176 160H177ZM220 156H221V158H223L224 161L219 158ZM262 156H263V158H262ZM170 157H168V158H170ZM258 157H255V158H258ZM123 158H125L124 160H126L127 163H129L128 166L131 165L130 167H127V164L124 167H122L123 166L122 164H124L126 162L125 161V162L122 163V161H124ZM175 158L174 159H168V161L169 160H171V161L173 160V162H174L175 161ZM236 160L233 161V162H231L230 164L231 165H234V163L236 162ZM213 161H216V162H214V164L215 163L218 164V165H216V168L219 166L218 168H219V170L221 169L222 172L220 174H222V176L219 175L218 168H217V170L215 168H213L214 167ZM221 161H223L222 162L223 163L222 168L220 167V165L222 164ZM173 162H170L169 161V163H173ZM175 162H177V161H175ZM219 162H220V165H219ZM261 163H262V165H261ZM259 166L260 167L262 166V167L260 168ZM122 168H124V169H122ZM126 168L128 170H125ZM213 169H215L218 172L214 171ZM258 169H261L260 172L258 171ZM121 170H123V172H121ZM125 171H127V173ZM120 173H122V174L124 173V175H126V176L122 177L123 175L122 174L120 175ZM129 175H130V172H129ZM262 175H260V178L264 177V175L263 176ZM216 176H218V177H216ZM250 176H252V175H250ZM121 177H122V179L124 178L123 179L124 182H122V184H121V181H122L121 180ZM211 178H212V180H211ZM218 178L221 179V182L223 180H224V182H222V184L219 183L220 182V179L218 180ZM222 178H224V179H222ZM256 179L254 180V183L256 182ZM260 180H261V183H263L262 182L263 179H259V181H257V184L260 185V188H261L264 184L263 185L262 184H259L260 183ZM119 181H120V183H119ZM159 182H161V180L156 182L157 183V187L162 186V184H163L164 186H162V187H163V189L165 188V190H166V187H167L166 184H168L169 181L167 183L165 180L164 181L162 180V182H164V183L161 182L162 184L159 183ZM165 182H166V184H165ZM214 182H216V184ZM118 183L120 184V186L121 185L122 186L120 187L118 185ZM125 184L128 185V183H125ZM257 184L256 185H251V186H255L256 187ZM220 186H222V188ZM255 187H252V189H254ZM258 188H255V189H258ZM263 188H261L260 190H263ZM118 189L120 190V192L117 191ZM163 189H162V191H165ZM167 189H169V188L167 187ZM121 190H124V191L122 192ZM127 190H126V192H127ZM256 192H258V191L256 190ZM261 192H260V197L261 198L253 190H252V192L250 191L249 196H251V194H254V195L256 194L257 196L255 197V199L257 201H258V199H261V203H262V201H264V195H263L264 194L263 193L264 190L262 192L263 194ZM116 194H117V198H116ZM118 194H119V196H118ZM184 195H187V193H185ZM120 196H122V197H120ZM249 196L248 197H244V199H242L248 205L245 204L246 205L245 206L243 204V201H242V204L243 205L241 207L244 208V206H245L244 209H246V211L243 209L245 214H249L247 211H249L251 213L253 209L255 211L257 209L256 214L258 215L259 220L261 219L260 220V224L258 223L259 220H256L257 217L254 218L256 214H252V217L250 216L251 218H253V220L250 218L252 220V221H250V219H247L248 216L246 217L244 215V213H239L238 212L239 215L243 214V215H241V217L243 216L242 217L243 219L240 217V219L242 220V223L238 224L240 226H237L236 223L241 222V221H236L237 220L236 218H237L238 215L236 217H233L232 218L234 221H236V223H234V225H233L234 227L228 228L229 230L226 229V231L224 230L222 232L223 233L222 235L224 237H222V236H217L216 237V238L219 237L217 239L219 241L216 240V242H217L216 244L223 245V243H224L225 246L224 245L223 246H220V247L218 245L217 246L215 245V247L213 246V248H211V249L214 252L212 254V251H211L210 255L209 254L207 255V257H206L207 262L204 261L206 264L209 263L208 262V258H209V260L210 259L212 260L213 257L211 258V256L212 255H215L214 253L216 251L219 252V253L216 252L218 255L216 254L214 256L212 263H211V260H210V264H214V263L218 264L219 261H220V263H221V261H225V260H221V257H218V259L216 257V256H221L222 254H220V253H223V252L227 255V257L224 255L223 256L224 258L223 257L222 258L225 259V257H226V259L230 261L229 264L230 263L232 264L233 260H234L233 263L238 264L239 263L238 258L241 259L240 257H242V254H243V253H241V251L242 252L245 251L244 252V255H243L244 256L243 258H245V259L242 258V262L240 260V263H242V264H251V263H249L250 261L248 262V260H251V258H252L253 264H264V242H262V241H264V238H262V237H264L263 236L264 235V233H263V229H264V226H263L264 225V221H263L264 215L262 216V214H261L262 213V210H264V208L262 209L261 205L259 206V204H261L259 202L260 200L258 201V204H257L256 200L254 201L255 202L254 205H256V208H254L255 206L252 207L253 202L251 201L252 199H249L250 198ZM119 197L122 200H119L118 199ZM246 198H248V199H246ZM245 199L248 200V201L246 202ZM253 200H254V197H253ZM119 201L120 202L121 201L123 202V206L120 205ZM117 202L120 205V206L118 205V207L120 209L122 207H124V208H122L123 209V212L121 211V214L119 213L120 212L119 208L118 209L116 208ZM178 202H180V201H177V203ZM167 206H169V205H167ZM164 207L166 208V206H164ZM241 207H240V210L242 209ZM246 207H249L250 209L253 208V209L252 210H249V208L247 209ZM260 207H261V211H260ZM129 208H131L129 210L131 212V210H132V207L131 206L128 207V208H126V209L128 210ZM173 208H174V210L178 211L177 209H175V207H173ZM178 208H179V211H180V208L181 207L179 206ZM129 211H127V212H129ZM163 211L164 210H162L161 213ZM255 211L252 212V213H255ZM117 212H118V214H117ZM258 212H259V214H258ZM129 213L126 214V212H125L126 215H128ZM130 214L132 215V213H130ZM158 214L159 213L155 212L154 214H152V216L151 215L150 216L148 215L149 217H151L149 219H152V220H155L156 219L155 221H157V218H158V220L160 221V217L161 216L159 217ZM260 214H261V217L263 219L260 217ZM263 214H264V211H263ZM195 217H196V215L194 216V218ZM244 217L247 219L248 222L249 221L250 222H254V219H255V221H258V222H257V224L255 222L254 223L256 225H259V226L257 227L254 223L253 224L251 223L252 226H251V224L244 225V223L245 224L248 223V222H245L246 219H244ZM118 218L121 221H119ZM197 218H198V216L196 217V219ZM124 219L127 220V223L128 224H129V220H130V223L132 225V227L130 228L131 230H129V231L125 230L124 225L126 224L125 226L127 228H128V225H127L126 222L123 223L124 222ZM149 219L147 218V220L145 219V221H147V223L148 222L150 223V221L152 223H154L152 220L148 221ZM177 219L178 218H175V220H177ZM172 221L170 219L169 222H170V224L172 223V226H174V228L176 227L175 225H177L178 223L179 224H183L182 226L185 227L184 223L181 220H179V222H177V223L174 220H172ZM117 222L120 223V225H118ZM157 222H155V224ZM158 223H160V222H158ZM179 224L177 226V230L179 229L178 227H180ZM117 225H118L119 229L116 230V228H118V227H116ZM120 226L122 227L121 230H120ZM182 226H181V228L179 230H184V228L182 229ZM236 226H237V228H235ZM244 226H248L249 227V228L245 227V228H247L249 230V233L252 232L250 230H253V228L254 229L255 228H260V226H262V232H261L260 229H255L256 231L259 230L261 233L255 231L258 234V235H255L256 233L253 231V233H255V234H253V233L252 234L255 235V236L252 239V238H249L248 237V235H249L248 234V231L247 232H244V230L246 231V229L244 228ZM241 229H242V233H243L242 236L240 235L241 234ZM115 230H116V233L120 230L119 231L120 233L118 232L120 235L116 234L115 233ZM235 230H237V231H235ZM112 231H113V233H115V236L116 237L117 236H120L121 237V240H120V237L119 238L113 237L114 239H116V242H114V239H111L110 238V237L114 236V234L112 233ZM122 231L124 232L123 235H122ZM227 231H228V233H230L231 231H233L231 233H234L235 232V234H232V236H231V234L229 235L227 233ZM130 232H131L132 239L129 238L130 236L129 237L128 236H125V235H130ZM133 232H135V234ZM224 232H226L227 234L224 233ZM245 233H247L246 234L247 236L245 235L246 238L244 237V234ZM262 233H263V235L261 236L260 234H262ZM46 234L47 235L48 234L50 235V236L48 235L49 238H48V236ZM224 234L225 235H228V236H226L227 239H225V235ZM252 234H250V237L253 236ZM134 235H135V237H134ZM44 236H46V238H44ZM229 236H231L230 237V240H229ZM258 236L260 238H258ZM125 237H127V238L125 239ZM221 237L223 238V240H222ZM233 237L236 238V239L238 238V240H241V242L239 241L241 244L243 243L245 245H251L252 246L251 249L252 248L253 249L252 250L251 249L248 250L246 248L247 246L242 245V247L246 248V250H244V248H242L240 246L241 245L240 243H238L239 244V247H238V244H237V245H235V248H231V247H233L234 244L237 243V241H236V243H234L236 239H232ZM255 237H257V239ZM52 238H53V242L54 243L55 242H57V243L59 242V244L60 243L61 244L63 243V245L60 246L59 244H57V246H59V248H57L56 247V243H55V245L49 243L48 241L51 242L52 241ZM56 238L59 239V241H57ZM108 238H110V240ZM134 238H136V240L139 241L138 242V241L135 240L136 242L139 243L138 246L139 245L141 246L140 247V249H142L141 251H139V248H138L136 242H134L136 244L133 243L134 246L133 245H130L129 248H128V245L130 243L132 244V241H134L133 240ZM261 238H262V240H260ZM127 239L128 240L130 239L131 241H127ZM258 239H259V241H257ZM43 240L44 241L48 240V241L47 242H44ZM60 240H62V241H60ZM67 240H69L68 243H67ZM72 240H73V246L72 247H74L76 245H80L81 247L80 246H78V247L76 246V248H79V249H76L75 247L72 249V247H70V245H72V244H69V242L72 243ZM85 240H86V242H87V240H89L88 241L89 243H86ZM107 240L110 242V244L112 246L111 245H107V244H109V243L106 242ZM196 240H197V242H196ZM196 240H195V242L198 243V239H196ZM226 240L229 241V242L228 241L226 242L227 244L225 243ZM251 240H254L255 243H254V241L251 242ZM64 241H66V243L69 244V245H67L66 243H64ZM123 241H125L124 243H127V244H124ZM220 241H222V243ZM230 241H232L231 244H233V245L230 244L231 247H229V245H228L230 243ZM246 241H247V243H246ZM105 242L107 244H105ZM84 243H86V244H84ZM120 243H122L123 246L120 245ZM190 243H189V246L191 245ZM196 243H194V241H193V243H192L193 245L190 246V249H191V247H197V246H195ZM87 244H91V245L88 246ZM142 244H143V242H142ZM113 245L116 246V247H120L121 249L118 248V249H120V252H119V250L116 247H115V249H113L112 248ZM124 245H126V248L129 251L132 252L134 250L132 252V254L130 252H128L126 248H124L125 247ZM65 246H67V247H65ZM200 246H198V249H196V250L204 249V247H206V246L203 245V246H201L202 247L201 248ZM262 246H263V248H262ZM55 247L58 249V251L56 250ZM62 247H63V249H62ZM84 247H85L86 250L89 247H90L89 250H91L93 248V250H91L90 252H93L94 250L95 251L93 253H90L87 250L88 253H90V254L85 253L86 250H83ZM131 247H133V248H131ZM136 247H137V250H138V254L139 253H142L141 254L142 256L140 254H139V256L136 254L137 257L135 256V254L133 255L134 252L137 253V250L135 251V249H134ZM236 247H238V249L239 248H242L243 250L242 249H239V250H241V251H239V250H237ZM50 248H52L54 250L50 251L51 250ZM65 248H68V250L65 249ZM81 248H83V249H81ZM181 248H182V250H181ZM47 249H50L49 250V253H48V250ZM179 249H180V251H179L180 253L178 252ZM193 249H195V248H193ZM233 249L234 250L236 249L239 252L237 253V251L235 250L236 253H234L235 251L233 252ZM61 250H63V251H61ZM76 250H78V251H76ZM113 250H115V251L113 252ZM121 250H122V253H121ZM229 250H232V251H230L229 252V255H228V253H226V251H229ZM54 251H57L56 254L54 253ZM246 251L247 252L249 251V252L247 253ZM175 252H177V254ZM111 253H113V256L112 257H111ZM115 253H116L117 256L115 255ZM118 253H119L120 256L118 255ZM145 253H148V252L146 251ZM87 254L90 255L91 257H88ZM231 254L232 255L233 254L235 255L233 258L236 257L235 259L232 260V262H231V259L232 258L230 259ZM236 254H240L239 255L240 257L238 255H237L238 256L237 257ZM245 254L248 257H246ZM95 255H101V257L100 256H95ZM127 255H128V257H127ZM131 255L134 256V259L132 258ZM145 255L147 256L146 259H145ZM92 256H94L97 260L94 257H92ZM118 256L121 257L120 259L122 261H116L117 260L116 257H118ZM157 256H155V257H157ZM51 257L52 258L55 257V258L52 259ZM129 258L132 259L133 261H131ZM247 258H248V260H247ZM64 259H65V262H64ZM113 259H114V261H113ZM152 259H154V262H151ZM155 259H156V261H155ZM215 259L218 261V263L216 262ZM59 260H60V262H59ZM236 260H238V262ZM77 261H79V262H77ZM125 261L122 264L127 263ZM130 261H131V263H130ZM138 261H141V262H138ZM163 261L161 262L162 264H164L165 261H167V263H169V260H165L164 263H163ZM172 261L169 264H174V262L172 263ZM67 262H69V263H67ZM147 262H148V260H147ZM147 262H145L144 264H147ZM204 262L201 263V264H204ZM226 262L228 263V261H225L223 263H226ZM223 263H221V264H223ZM156 264H160L159 261Z\"/></svg>","mask_w":264,"mask_h":264},{"label":"bare ground","instance_id":"6f19581e","mask_svg":"<svg viewBox=\"0 0 264 264\" xmlns=\"http://www.w3.org/2000/svg\"><path fill=\"white\" fill-rule=\"evenodd\" d=\"M37 1V0H36ZM40 0H38V2H39ZM42 1V0H41ZM44 1V0H43ZM43 1H42V3H43ZM48 1V0H47ZM45 2V3H47V5L45 6L46 8H48V7H50V8H52L53 7V3L52 2H54V1H57V0H53L52 2L50 1V3L52 4L51 6L49 5L48 6V2ZM74 1V0H73ZM73 1H71V2H73ZM77 1V0H76ZM80 1V0H79ZM162 1H165V0H162ZM170 1V0H169ZM168 0H167V4H168V2H169ZM191 1V0H190ZM194 1V2H193ZM195 1H197V0H192V2H193V4L195 3ZM204 1V0H203ZM218 1V0H217ZM240 1V0H239ZM238 0H237V2H239ZM243 0H241L240 2H242ZM256 1V0H255ZM254 0H253V4L255 5V2ZM61 2H63V1H61ZM68 2H70V1H68ZM157 2V0H81L78 4V8H77V10L76 11H74V14H73V18H72V20H71V17L69 16V14H66L65 15V20H63V21H65L66 23L68 22L67 20H70V23H68L69 25H67V26H65L69 31L67 32V29H65V28H63L64 29V31L62 32V29L60 28V33H64V34H61L62 36L64 35V37H65V35H67V34H70L71 36L75 33V39H76V37L77 38H79V35H80V37H81V44H80V46H81V48H78V49H80V52L78 53L79 55L77 56L76 54H74L72 51H71V53H68V48H66V46H65V44H63L61 41V43L65 46V51H67V52H65V53H63L62 51H61V49H60V51H61V53H62V55H61V58H63L64 59V61H66V62H72V63H74V62H77V70L79 71V70H81L82 72L84 71H86L85 73H87L88 72V74H86L87 76H88V78L89 79H87L88 81H86V79L84 78V76H85V74H84V76L81 74L80 75V73H79V75L78 74H76V73H74V72H76V70L74 71L73 69H65V67L64 68H62L61 66H60V71H61V69H64V70H66V72H67V70L69 71L70 70V72L68 73V75L71 73V74H76V76L74 75L73 76V78L71 79V82L70 83H72L71 85L73 86V85H75V86H77V85H79V86H82V85H84V87L86 88L85 90L84 89H82L81 87L79 88V94H81V93H83V96H84V94L85 93H89V94H87V95H91V96H93V98L95 97V99H94V103H101V102H103L105 99H106V102L109 104V107H111V112H109V114L111 115V116H113V115H116V116H124L125 117V115H127L128 113L131 115L132 113L134 114L135 112V110H134V108L135 107H133V99L131 100V103H132V105H130L131 103H127L126 102V98L129 96L130 97V95L132 96L133 94V98L135 99V95H137L136 94V91H135V93H134V91L132 90V88L133 87H131V89H128V90H130V91H132L133 93L132 94H128V96H127V91H124V92H126V94L124 95V97L125 96H127L126 98H122V96H123V93H122V91H121V85H118L119 83H117L118 81H117V78H116V80L115 79H113V78H115V76L113 77H110V79L108 78L109 76H107V78H106V76L104 75H102V70L103 69H101L102 67H104V66H102L103 64L102 63H107V60L106 59H109L110 57H109V55H106V51H104L103 52V50H105L104 48H102V45H100V46H97L96 45V43L97 42H101L102 40H104L103 39V36L105 37V34L107 35V33L111 30V32L112 31H119L120 32V30L118 29L119 27L120 28H122L124 25H132V26H134V27H136V29H138V28H140V29H142V28H144V27H146V24L147 25H149L148 23H147V21H149L150 19H151V16H154V14L153 15H151L152 14V12H155L156 13V11H152V12H150L149 13V10H150V8H152V6L155 8V9H160V7L159 8H157V7H155L156 5H158L159 6V4H157L156 3ZM159 2H161V0H159ZM158 2V3H159ZM200 2H201V0H200ZM199 1H198V3H200ZM232 2V1H231ZM261 3H262V1H260ZM36 3V2H35ZM75 3V2H74ZM165 3H166V1H165ZM196 4V5H199V4ZM258 3H259V1H258ZM264 3V2H263ZM262 3V4H263ZM72 4V3H71ZM167 4H165V7H168L169 5H167ZM193 4H192V7H191V11L189 10L190 9V2L189 1H187V0H171V2H170V9H168V11L167 12H165V16L166 15H168V18L169 19H167V16H166V23H165V21H160V23L161 22H163V25H161L162 26V28L160 29V27L159 28H157L158 30H159V32H158V30H157V32H158V34H159V36L157 35V32L155 33V31H154V33H152L153 32V30H156V28L154 29H152V27L153 26H151V28H150V30H148V28H146V30H148L149 32L151 31V29H152V31H151V33H149L148 34V36L149 35H151L152 36V34H154V35H157L156 36V38L155 37H153L152 39L154 40V41H152V40H150L151 42H147L148 44H150V43H153L154 44V42H157L158 43V41L160 40H162V42H165V41H167V40H169V38L171 37V35H177V37L179 36L180 37V35L182 34V35H184L183 36V38L184 39H186V37L187 36H189V40L191 41V42H195V40H194V38L192 37L193 36V34H194V32H196V31H194V30H197V29H195V25L197 24V26H199L200 24H198L199 22V20L197 21V17H198V14H197V12H196V9H197V11L199 10L197 7H195L196 5L194 4V7H193ZM203 4V3H202ZM202 4H201V6H202ZM233 4H235L236 6L238 5V3L236 4V2L234 1L233 3H231L230 5H233ZM37 5V7L40 5H38V4H36ZM59 5H61V3L59 4ZM63 7H65V8H67V7H69L70 8V6H67L66 4H64L63 3ZM74 5H76V4H74ZM162 5V4H161ZM226 5V4H225ZM227 5H229V4H227ZM254 5H252L253 7H254ZM264 5V4H263ZM199 7L200 9L202 8V7ZM205 6V5H204ZM208 5H206L205 7L206 8H204V9H202V10H207V8L209 7H207ZM239 6V5H238ZM26 7V6H25ZM36 7V6H35ZM42 7H44V5H42ZM54 7H55V5H54ZM61 7H62V5L61 6H59V8L61 9ZM62 7V8H63ZM74 7V6H73ZM164 7V6H163ZM188 7H189V9H188ZM240 7H241V5H240ZM256 7H257V5H256ZM255 7V8H256ZM58 8V7H57ZM57 8H54L55 9V11L57 10ZM75 8V7H74ZM192 8H195V9H192ZM228 8H230V7H228ZM238 7H236V9H237ZM23 9H25V8H23ZM39 9V8H38ZM54 9H52L53 11H54ZM71 9V8H70ZM153 9V8H152ZM208 9H210L209 11H210V15H212V9H211V6H210V8H208ZM225 9H227V8H225ZM239 9H241L242 10V8H239ZM238 9V10H239ZM261 9H262V6H261ZM261 9H256V10H258V11H260ZM26 10V9H25ZM34 10V9H33ZM62 10V9H61ZM66 10V9H65ZM166 10H167V8H166ZM192 10H194L195 11V14H194V11L192 12ZM223 10V9H222ZM230 10V9H229ZM244 10V15H245V13L247 12L246 10H245V8L243 9ZM254 10V9H253ZM253 10H251V11H253ZM24 11V10H23ZM38 11H41L40 9L39 10H37V12ZM48 11H51V10H48ZM47 11V12H48ZM59 11V13H64V12H60V10H58ZM58 11H56L57 13H58ZM67 11V10H66ZM71 11V10H70ZM159 10H157V12H158ZM189 11H190V14H189V16H190V20L188 19V13H189ZM209 11H206L207 13L209 12ZM225 11V10H224ZM246 11V12H245ZM257 11V12H258ZM34 12V11H33ZM35 12H36V10H35ZM47 12H46V14H47ZM168 12H169V14H168ZM199 12V11H198ZM202 12H204V11H202ZM206 12H204V13H206ZM222 12V11H221ZM221 12H220V14H221ZM232 12H235L234 14H238L239 13V15L238 16H240V14H241V17L242 16H244L243 15V11H242V13L241 12H236V11H232ZM231 12V13H232ZM262 12H264V11H262ZM262 12H259V14H263ZM40 13H42V12H40ZM40 13L38 12V14H39V16H37L38 18L40 17ZM58 13V14H59ZM69 13H71V12H69ZM204 13H201V12H199V15L200 14H204ZM205 14V15H208V14ZM230 13V14H231ZM36 14V13H35ZM44 15L43 13L41 14V15H43L44 17L45 16H47V15ZM52 14V13H51ZM51 14H50V16H51ZM58 14H53V16L55 15H57V17H55L54 18V24H49L50 23V20L49 19H47L48 17H49V14H48V17H46V21H47V23H43L41 26H39V28H40V30H38V33H40V34H42V35H45L46 34V37L51 33V32H54V33H59L58 32V29H59V24H60V21L62 22V19H60V21H59V24L58 23H56L55 22V19L56 18H61L62 17V15L61 16H59L58 17ZM149 14H150V16H149ZM192 14H194L193 16H194V18H196L195 19V21H196V24H194V19L192 18ZM197 14V15H196ZM219 14V16H221ZM230 14H229V16H230ZM250 14H252V12H250ZM253 14H255L254 12H253ZM64 15V14H63ZM71 15V14H70ZM187 15V20H189V22L191 21V23L192 24H194L193 26H194V29H193V34H192V31H191V29L190 28H188V26L186 27V25H188L189 23H188V21H186L185 20V16ZM195 15L197 16V17H195ZM210 15H208V16H206L207 18H205V16L203 15V17L205 18V20L206 19H208V17H212V16H210ZM22 16H23V14H22ZM31 16V15H30ZM53 16L51 17V18H53ZM148 16L150 17V19H148ZM228 16V17H229ZM231 16L232 17H229V19H230V21L231 22H229V21H227V22H222V21H220L219 20V28H221L222 26H221V24H223L224 23V27H226V30L228 31H226V30H224V34L228 37V36H231L230 35V30L232 31V32H234V31H238L237 29L239 28V26H237L238 28L235 30V25H233L235 22L233 21V20H235V21H238V22H236V23H238L237 25H239V24H241L240 22H242L243 23V25L242 26H247L248 27V21L246 22V19L248 20L249 19V16H248V13L245 15V17L243 18V20H245V22H243L242 21V19L241 20H239L241 17H237V18H239L238 20H236V19H232L233 18V14H231ZM248 16V17H247ZM259 16V15H258ZM35 16H33V18H34ZM41 18L40 17V20L42 19H44L45 20V18ZM223 17L224 16H221V17H219V18H221V20H223ZM253 17V16H252ZM251 17V15H250V19H252L253 20V18L255 19V17H253L252 18ZM263 17V16H262ZM38 18L36 19V20H38ZM50 18V17H49ZM165 18V17H164ZM213 18V17H212ZM228 19V20H229ZM40 20H38V21H40ZM43 20V21H44ZM49 20V21H48ZM51 20H53V19H51ZM192 20H193V22H192ZM202 20L203 19H201V22H202ZM209 20V19H208ZM207 20V21H208ZM215 20V22H217L216 21V18L214 19ZM252 20L250 21L249 20V22L253 25L254 23L252 22ZM261 20V19H260ZM263 20H264V18H263ZM263 20H261L262 21V23H263ZM27 21V20H26ZM35 21V20H34ZM207 21H205V24L207 23ZM210 21H211V19H210ZM210 21H208V22H210ZM256 21V19L254 20V22ZM259 21V20H258ZM28 22V21H27ZM35 22H37V21H35ZM49 22V23H48ZM215 22H213L212 21V23H214L215 24ZM232 22H233V24H232ZM151 23V22H150ZM190 23V24H191ZM228 23V24H227ZM230 23L232 24L231 25V28H232V26H235L233 29L234 30H232V29H228V28H230L229 26H230ZM235 23V24H236ZM249 23V24H250ZM261 23V24H262ZM23 24V23H22ZM27 24V23H26ZM39 24H41V23H39ZM152 24V23H151ZM189 24V25H190ZM204 24V25H205ZM208 24V23H207ZM218 24V23H217ZM217 24H215V26L217 25ZM225 24H226V26H225ZM36 25H38V23L36 24ZM36 25H34V28L36 27ZM61 25H65V24H61ZM117 25V26H116ZM155 25V24H154ZM210 25V24H209ZM213 25V24H212ZM255 25H256V23H255ZM254 25V26H255ZM190 26H192V25H190ZM189 26V27H190ZM197 26H196V28H197ZM218 26V25H217ZM257 26V25H256ZM258 26H259V24H258ZM257 26V27H258ZM38 27V26H37ZM74 28V30H71V29H69V28ZM133 27V28H134ZM206 26H204V27H202V29H201V31L200 32H202V30L203 29H206L205 28ZM208 27V26H207ZM228 27V28H227ZM252 27V29H253V26H251ZM250 26H249V28H251ZM29 28V27H28ZM33 28V29H34ZM38 28V29H39ZM193 28V27H192ZM219 28H218V30H216V31H218L219 33L218 34H221L222 33V31L223 30H221V31H219ZM241 28V27H240ZM239 28V29H240ZM36 29V28H35ZM34 29V30H35ZM186 29L188 30V31H186ZM222 29H223V27H222ZM243 29V30H242ZM242 29H240L239 31L241 32V30L244 32V28H242ZM258 29V28H257ZM257 29H255L256 31H257ZM32 31V32H34V33H36L37 34V29L35 30V31ZM65 30H66V32H67V34L65 33ZM207 30H209V28H207ZM206 30V32H209V31H207ZM211 30H212V28H211ZM247 29H245V31H246ZM255 30H250V29H248L247 31H249L248 32V34L250 33V31L251 32H255V35H257V33H256V31ZM189 31H191V32H189ZM205 30H203V32H204ZM213 32L215 31L214 29L212 30ZM212 31H211V33H212ZM259 31H261L260 29H259ZM70 32V33H69ZM191 34L192 36H190L189 34ZM206 32L205 33H202V35L203 34H206ZM232 32H231V34H232ZM262 32V31H261ZM110 33V32H109ZM115 33V32H114ZM116 33H118V32H116ZM210 33V34H211ZM216 34H217V32H215ZM222 33V34H223ZM236 33V32H235ZM235 33H233V37H235V39H236V37H237V39H236V45H235V48L233 47V46H231V44L229 45L228 44V46H231L230 47V49L233 47L234 48V50H236V48L237 47H239V46H241L242 47V45H245V47H246V43L248 42V43H253V42H249V41H251L252 39H254V37L252 38L251 37V35H249L248 36V34L246 35L245 33H243V36H242V34H240L241 36H242V38H240V39H238L239 38V35H235L234 36V34ZM30 34H31V32H30ZM120 34H121V32H120ZM119 34V35H120ZM188 34V35H187ZM208 34V33H207ZM221 34V35H222ZM228 34V35H227ZM237 34V33H236ZM238 34H239V32H238ZM246 36H245V35ZM264 34V33H263ZM33 35V34H32ZM39 35V34H38ZM38 35H35L34 34V36H33V38L35 37V36H38ZM59 36V38L60 37H62L60 34H58ZM112 35H114V34H112ZM173 35V36H174ZM176 35L174 36V37H176ZM182 35H181V37H182ZM201 34H199V36H200ZM209 35V34H208ZM224 35V36H225ZM57 36V35H56ZM55 36V37H56ZM68 36V35H67ZM108 36V35H107ZM151 36H149V37H151ZM226 36L225 37H220L221 39H219L218 40V38H219V35L217 36V42L218 43H220V44H218V43H216V44H218V46H216V44H214L215 42V40L216 39H213L212 41H213V43L212 44H214V46H216V47H219V48H221L223 45L222 44H225L226 45V41H223V39L224 40H226L225 38H226ZM240 36V37H241ZM254 36V35H253ZM29 37H31V35H29ZM55 37H50V38H52V40L54 41V38ZM57 37V38H58ZM63 37V38H64ZM69 37V36H68ZM176 37V38H177ZM181 37H180V39H175V40H177V42H178V40L180 41V42H183L184 44L186 43L185 41L187 40V43L186 44H190L189 42L190 41H188V39H186L185 41L183 40V41H181ZM203 37H207V36H203ZM202 37V38H203ZM232 36L230 37V39H231V41H232V39L233 40H235L234 38H233ZM248 37V38H247ZM31 39V42H30V40H29V38H28V44L27 45H29V43H30V48L32 49V50H36V51H38V50H40L39 48H40V39H42V38H44V36L43 37H40V35L38 36V37H36V38H34V39ZM57 38H55L56 39V41L58 42V40H57ZM58 38V39H59ZM67 38V37H66ZM71 38V37H70ZM69 38V39H70ZM74 38V37H73ZM124 38V37H123ZM172 39H173V37H171ZM182 38V39H183ZM201 38V36L199 37V38H197V36H196V39H199V41H202V40H200V39H202ZM208 38H209V36H208ZM208 38H204L205 40H207ZM212 38V37H211ZM211 38H210V41H209V39L207 40V41H209L208 42V44H211L210 42H211ZM214 38V37H213ZM245 39V38H247L248 39V41L244 44L243 42H241L240 40L241 39ZM250 38H252V39H250ZM65 39V38H64ZM116 39V38H115ZM124 39H126V38H124ZM151 39V38H150ZM156 39H158L157 41H155ZM193 39V40H192ZM227 39H229V37L227 38ZM246 39V40H247ZM250 39V40H249ZM46 40H47V42L49 41L47 38H46ZM72 40V39H71ZM70 40V41H71ZM145 41H147V40H149L148 38H146V39H144ZM174 40V41H175ZM239 40V41H238ZM246 40H244V42L246 41ZM56 41H54L55 43H56ZM76 41V40H75ZM127 41V40H126ZM159 41V42H160ZM173 41V40H172ZM197 42L196 43H192V44H197L199 41L198 40H196ZM257 41V40H256ZM110 42V41H109ZM171 42V39H170V41H168V43H170ZM177 42H171L172 44L173 43H175L173 46L170 44V46H172V47H170V48H173V51L171 50V54H168L167 55V57H168V59L166 58V60H167V62H166V60H165V62L166 63H168V64H166L167 66H165L166 67V69H170V70H167V73H169V74H171V75H168V76H171L172 77V79L170 78H168V76H167V81L169 82L170 81V83H171V81L173 80V78L176 76H174V74L176 73L175 71H177V72H179V70H182V69H185V68H187L190 64L192 65V64H194V65H196V62L198 63L197 65L199 66V67H196L195 68V70H193L192 71V69H194V65H193V67H191L192 69H186V70H183V71H185V72H187L188 70H190L191 71V73L190 74H192V73H194V71H198V70H200V71H202V70H205V71H202V72H200V73H202V74H200L199 72H197V73H195L194 74V76L192 75V78H191V80H190V82H189V84H188V82H187V80L186 79H184V77L186 78V77H189V76H184V74L186 75V73H181V72H183V71H180V73L181 74H183V75H181L180 73V77H182V76H184L182 79H180L178 76H176L177 78H176V80H175V78H174V82L175 81H177L178 80V78L180 79L179 81L182 83L183 81H186V83H184L183 82V85L184 84H187V85H185V88H183L182 89V86L180 87L181 88V91H176L175 93L176 94H174V91L176 90H173V94H174V96L176 95V98L174 99V98H170V99H172L171 100V102L169 103V105L167 106V107H169L168 108V110L170 111V112H168L167 114H169V117H168V119L166 120V118L167 117H163L162 115L163 114H161L162 112H161V110L159 109V107H158V103H160V102H156V100L158 101V99H155L156 97L155 96H151V97H155L154 99H152L153 101H155V102H153L152 104L150 103V102H147V101H143V99L142 98H145V96H141L140 97V95L142 94H144V93H142L143 91L145 92V90L147 89V88H150L147 84H149L150 82H149V80L150 79H152L153 78V76L155 75V73L152 71L151 72V70L150 71H148L149 69H153L154 67L152 66L151 68H150V66H149V69H148V65H146V62H148V61H146L145 62V66H143V67H146V69H148L147 71V73H149V72H151V73H153V75H151V77L149 78V77H147V73H145V68H144V73H145V77L148 79L149 78V80H147L146 79V81H148V82H146L145 80H144V76H143V81H145L146 82V84L144 83V82H141V78H142V75H141V77H139V75L138 74H136V76L138 75V77H139V79H140V81H139V79H137L136 81H138L139 83L141 82V85L140 86H143V87H147L146 89L145 88H143V87H141L142 89H145V90H141L140 89V87H139V89H140V91H139V93H138V97L139 98H137L136 100H135V102L137 103V100H139V102L138 103H140L141 101V103L139 104L140 105V108L138 109H136V111L137 112H139L138 114H134V119L136 120V124H137V127H138V129H140L139 131L141 132L142 131V129H143V131H142V133H140V132H136V130H135V132L136 133H133V130H131L132 132H131V140H132V136H136V137H134V141H135V145H137L136 144V139L138 140L139 139V137L137 138V135L140 133V134H142V138H141V136L140 135H138V136H140V140H142L141 141V144H140V140L137 142L138 143V146H139V148L138 147H134V148H136V149H138V152L135 154V156L133 157V159H131V155H132V152L134 151H132V152H130V156H127L128 158H127V161L129 162V160L131 161V163H132V161H133V166H132V168L130 167V166H128L129 165V163H127V161L126 160H124L125 158H123V160L124 161H122V163L123 162H125L124 164H122L123 166L122 167H124L126 164H127V167H130L129 169H130V171L126 168L125 170H128V173H127V171H125L126 173H127V176L129 177V179H128V182H124L123 181V179H122V177H124V176H126V175H124V173L122 174V173H120V175L122 174L123 176L121 177V184H122V182H124V184H123V186H122V188L124 187V185L125 186H127V188H128V190H127V192H126V190L124 191V190H121L122 192L124 191L125 192V194H126V197H124V194H122L123 195V200H125L126 201V203H127V205H128V207H132V210H131V212L129 211L131 208H129L128 210L126 209V208H128V207H126V205H124V207H125V210H124V214H122L123 216H125V217H130V216H133V218L134 219H132V217L131 218H129V219H131V221H134V222H131L132 223V225H133V227H132V225H131V223H130V220H129V224L131 225H129L128 223H127V220L126 219H124V222L123 223H127V225H128V228L124 225V228H125V230H127V231H129V230H134L135 229V232H136V238H138V240H139V238L141 239V241L143 242V244H142V242L140 241H138V240H136V238H134L133 240L134 241H132V244L130 243L129 245H128V248H129V246L130 245H133V243L134 242H136V241H138L141 245H143L142 246V248H144L148 253H145L146 251H144V254H146L147 256H148V254H150L153 258H158L159 256H160V254H158L159 252L161 253V251H163V248H165V249H167V247H168V245L169 244H172V246L174 247V248H176V247H180V246H182L184 249H185V252L183 253L182 252V254H180V256H175L176 258H178V257H182V259L184 260L185 259V261H183V262H185V263H182V264H201V263H203L204 261H206L207 262V259H206V257H207V255L209 254L210 255V253H211V251H212V249L211 248H213V246L215 247V245L217 246L218 244H216L217 242H216V240L219 238H216L217 236H222V237H224L222 234V232L225 230L226 231V229L227 230H229L228 228H231V227H234L233 225H234V223H236V221H241V222H239V223H236L237 224V226H240V225H238V224H240V223H242V220L240 219V217H241V215H243V214H241V215H239L238 214V212L239 213H244V210L246 211V209H244L245 208V206L246 205H248V204H246L245 203V201L244 200H242V199H244V197H248L249 196V193H250V191L252 192V190L260 197V192L262 191L263 192V190H264V177H262V178H260V175H262L261 173H260V175L258 174V172H257V174L256 175H258V177H259V179H263L262 180V182L263 183H261V180H260V183L259 184H262L263 186L261 187V188H263V190H260L261 188H260V185H258L257 184V181H259V179H256V182L254 183V178H253V180L252 181H250V177H256V176H253V167L256 165V163L258 164V162L260 161H258V159L260 158V157H258L259 156V154H261V153H263L264 152V149H263V152L261 151V153H257L258 151H255L256 150V148L258 149L260 146H257V147H255L256 146V143H257V141H259L261 138H262V136L264 135L263 134V132H264V130L262 129L263 128V124H262V122H264V121H262L261 122V124L262 125H257V127H259V126H262V128L261 127H259L260 129H258V131H263L262 133L260 132L259 134H257L258 132H257V127H256V129H255V132H254V134H256L257 136L259 135V137H260V134H262L261 135V138H259V140L258 139H256V142H255V145L254 144H252V146L253 147H255V149L254 150H252V151H254V152H256L255 153V155L254 154H251L250 153V150L249 149H252V148H250V146H251V144H250V142H253L254 143V139H255V137H256V135H254L253 133H250V134H252L251 135V138H253L254 137V139L251 141L250 140V142H249V132L251 131H247V130H249L250 128L248 127V126H246L245 128H246V130L244 131V129H243V131L244 132H241V133H239L237 136H235V135H233V130L235 131V129H233V128H231V127H235V126H233L234 124H235V120H232V119H235L236 117H238V115L240 114V115H242V117H240L241 119L240 120H242V118L243 117H245L244 118V121H246L247 120V118H252V120H253V117H254V114L253 113H251V112H254V113H258V115L260 116H264V115H262V114H264V106H262L261 104H259V106L261 105L262 107H258L257 105H256V108L258 107V108H260L259 110H258V108H257V110L259 111V112H256V110H254L253 108H254V106H255V104L256 103H258V102H256V103H253V101H251V103H250V100L252 99V97H248V98H250V99H244L245 97H247V96H245V97H243L241 100H244V102L243 101H241L240 99H239V97H237L236 98V94H238L237 93V85L236 84H234L235 83V80L233 81V84L231 83L232 82V80L235 78H237V76L239 75L238 73H237V75H236V73H235V77L231 74L232 72H230L231 70L230 69H232V68H230L229 70V73L231 74H226L227 76H229V78L230 77H232V79L231 80H226V82L227 83H224V78L226 77V79H227V76L225 75V73L223 72V70L222 69H224L222 66H223V64L225 63V60H224V62H223V64H222V62H221V60L220 61H217L218 60V58H216L215 59V62L217 63V62H220V64H216L215 62V64H216V66L214 65V64H212V63H210V60L215 56H217V55H214V54H218L219 52H224L223 51V49H217L216 47H214V49H211V45L210 46H208V45H206L207 43L206 42H199V44H201L200 45V47H198V45H195V47H193L192 49H190L188 46H186V44L184 45V47H183V44H179V46L180 47H177L176 46V43ZM224 42H226V43H224ZM242 43V44H240V45H237L238 43ZM258 42V44H260V42H259V40L257 41ZM257 42H255L254 41V45L257 43ZM263 42V41H262ZM262 42H261V44L260 45H263L262 44ZM49 43L51 44L52 42H50L49 41ZM60 43V44H61ZM66 43V42H65ZM69 43V42H68ZM105 43H107V42H105ZM105 43H102V44H105ZM146 43V44H147ZM161 43V42H160ZM166 43V42H165ZM204 43H205V46H207V47H210V48H208L209 50H210V52H212L211 50H216L217 49V52L215 53L214 52V54H213V52H212V55H214L213 57L211 56V54H209V50H206V49H203V50H205L203 53H202V48H201V46H203V48H204ZM222 43V44H221ZM233 43H235L234 41L232 42V45H233ZM46 44H48V43H46ZM50 44L48 45V46H50ZM53 44V43H52ZM58 44V43H57ZM110 44V43H109ZM129 44V43H128ZM148 44H147V46H148ZM156 44V43H155ZM163 44L164 43H162V46H163ZM45 45V44H44ZM69 45V44H68ZM75 45V44H74ZM112 45V44H111ZM157 46H158V44H156ZM161 45V44H160ZM165 45V44H164ZM220 45V46H219ZM225 45H224V47H225ZM248 45V44H247ZM253 45V44H252ZM253 45V46H254ZM47 46V47H48ZM53 46V45H52ZM58 46V45H57ZM63 46V47H64ZM79 46V45H78ZM106 46V45H105ZM109 46V45H108ZM150 46H151V44H150ZM156 46V47H157ZM165 46H167V45H165ZM164 46V47H165ZM169 46V45H168ZM167 46V47H168ZM175 46L177 47L176 49H175ZM194 46V45H193ZM197 46V47H196ZM227 46V48H228V50H230L229 49V47ZM256 46V48L258 49V47H257V44L255 45ZM46 47V46H45ZM62 47V48H63ZM155 46H151V48H154ZM156 47H155V49H156ZM182 47V48H181ZM240 47V48H241ZM253 48L251 45L249 46V48ZM260 47V46H259ZM263 48H264V46H262ZM27 48H28V46H27ZM30 48H28V49H30ZM42 48V47H41ZM43 48H44V46H43ZM54 47H52V49H53ZM61 48V47H60ZM73 47H71V49H72ZM100 48H102L101 50H102V53H100V51H99V49ZM107 48V47H106ZM194 48H196V49H194ZM201 48V49H200ZM213 48V47H212ZM223 48V47H222ZM226 48V47H225ZM224 48V49H225ZM240 48L238 49L237 48V51L236 52H238L239 50H240ZM243 48H244V46H243ZM250 48V49H251ZM67 49V50H66ZM111 49V48H110ZM158 47H157V52H158ZM160 49H162V48H160ZM159 49V51L161 52H163L164 53V51L163 50H165V53H167L166 51H168V50H166V49H162V50H160ZM168 49V48H167ZM242 49V48H241ZM246 49V51H247V47L246 48H244V50ZM254 49V48H253ZM19 50H21L20 48H19ZM55 50V49H54ZM59 50V49H58ZM72 50H74V48L72 49ZM109 50V49H108ZM190 50V52H188ZM194 50V51H193ZM196 50V51H195ZM198 50V51H197ZM199 50H201L200 52H199ZM222 50V51H221ZM249 50V49H248ZM256 50V49H255ZM254 50V51H255ZM259 50V49H258ZM257 50V51H258ZM261 50V49H260ZM28 51H31V50H28ZM48 51H49V49H48ZM60 51L58 52V54L60 53ZM63 51H64V48H63ZM69 51H70V49H69ZM79 51V50H78ZM118 51V50H117ZM230 51H232V49L230 50ZM241 51V50H240ZM239 51V52H240ZM243 51V50H242ZM241 51V52H242ZM245 51V52H246ZM249 51H251V50H249ZM263 51H264V49H263ZM34 52V51H33ZM42 52V51H41ZM108 52V51H107ZM110 52H113V50L111 51L110 50ZM159 52V53H160ZM208 52V53H207ZM227 52H229V51H227ZM236 52H235V54H236ZM241 52H240V54H241ZM259 52V51H258ZM27 53H32V51L31 52H27ZM36 53V52H35ZM40 53V52H39ZM54 53V52H53ZM105 53V54H104ZM192 53V55H194L193 56V60L191 59V61H190V58L189 57H192V55H190ZM226 52H224V54H225ZM230 53V52H229ZM247 53L248 52H246L245 54H246V56H247ZM254 53H256V52H254ZM254 53H251V54H253V56L255 55ZM262 53H264V52H262ZM42 54H43V52H42ZM58 54H56V55H58ZM114 54V53H113ZM161 55H164V54H162V53H160ZM160 54H158L159 56H160ZM208 54V55H207ZM227 54V53H226ZM231 54V53H230ZM230 54H228L229 56H230ZM238 54V53H237ZM242 54H243V52H242ZM241 54V55H242ZM249 54V53H248ZM251 54H250V56H251ZM259 54H261V53H259ZM26 55H28V54H26ZM53 55V54H52ZM188 55V57H187V59H186V56ZM210 55V56H209ZM233 55V54H232ZM244 55V54H243ZM262 55H264V54H261V55H257V59H259L258 57H260V60L257 62V61H255V60H257V59H255L254 58V62H255V64L253 63V60L252 59H250V58H252L253 56H251L250 58H249V56H247L246 58H247V61H250V60H252V61H250L251 63V65L250 64H248V62H245L246 60H244V62H245V65H242L243 67L245 66L246 67V65H248V66H250V67H253V68H255V72L256 73H254V71H253V75H256L257 74V76H260L261 75V73H262V76H263V71H264V62L261 60V56ZM36 55H34V57H35ZM44 56H45V54H44ZM115 56V55H114ZM158 56V57H159ZM196 56V57H195ZM218 56H219V54H218ZM225 56V55H224ZM222 56L221 55V59H226L227 61H226V63L227 62H229L231 59L229 58V60L227 59L228 57L227 56ZM28 56H26V58H27ZM29 57H31V56H29ZM30 58L29 59V61H26L27 63L25 64V67L27 68V70L30 72V74L31 73H33V72H39L40 73V71H41V69H42V66L40 67V63L39 62H37V59H36V57L35 58ZM52 57H54V56H52ZM59 57V56H58ZM109 57V58H108ZM117 57V56H116ZM115 57V58H116ZM157 57V60H159L160 58H158ZM163 57V56H162ZM194 57H195V59L197 60V61H195V59H194ZM209 57L211 58L210 60H209ZM227 57V58H226ZM231 58H234L233 56H230ZM235 57H237V55H235ZM240 56L238 55V58H239ZM255 57V56H254ZM24 58V57H23ZM46 57H43V59H45ZM51 58V57H50ZM54 58H57V57H54ZM112 58V60H114L113 59V56L111 57ZM163 58H165V56L163 57ZM162 58V59H163ZM198 58H200V60H201V63H202V65L204 64V62L205 63H209V67L207 68V69H205L204 67V65L202 66L201 65V63H200V61L198 60ZM245 58V59H246ZM250 60H249V59ZM263 58V60H264V56L262 57ZM48 59V58H47ZM145 59H148V57L146 56V57H144V59L143 60H141V59H139L138 61L140 62V60L141 61H144ZM242 59H244V58H242ZM46 60V59H45ZM50 60H53V58L52 59H50ZM59 60V59H58ZM105 60H106V62H105ZM111 60V62H114V61H112ZM202 60H205L204 62L202 61ZM234 60H235V58H234ZM236 60H237V58H236ZM239 60H241V57L238 59V62H241V61H239ZM187 61H190V62H192L193 61V63H187ZM212 61V60H211ZM213 61H214V58H213ZM212 61V62H213ZM232 61H233V59H232ZM25 62V61H24ZM49 62V61H48ZM57 62V61H56ZM116 62V61H115ZM115 62L113 63V65L112 66H114V64H115ZM150 62V61H149ZM195 62V63H194ZM234 62V65L237 63V61H236V63H235V61H233ZM259 62L261 63V64H259ZM262 62H263V64H262ZM46 63V62H45ZM53 63V62H52ZM117 63V62H116ZM120 62L118 61V64H119ZM152 63V62H151ZM153 63H155V61L153 62ZM153 63H152V65H153ZM156 63H158V61L156 62ZM231 63V62H230ZM243 63V62H242ZM241 63V64H242ZM42 64V63H41ZM54 64H57L58 65V67H59V64L58 63H54ZM62 64H64V63H62ZM67 64V63H66ZM108 64V66H109V64L110 63H107ZM117 64V65H118ZM141 64V63H140ZM148 64V63H147ZM165 64V63H164ZM189 64V65H188ZM200 64V65H199ZM206 64V65H207ZM238 64V63H237ZM240 64V63H239ZM252 64H254L253 66H252ZM42 65H44V64H42ZM47 65V64H46ZM56 65V66H57ZM67 65H69V64H67ZM67 65H64V66H66L67 67ZM75 65V67H76V63L74 64ZM138 64L136 63V65H135V67L137 66ZM150 65V64H149ZM156 64H154V66H155ZM168 65H169V67H168ZM196 65V66H197ZM211 65V66H210ZM212 65H213V67H212ZM230 64H227L226 66L228 67ZM257 65V66H256ZM100 66V67H99ZM106 67H104V68H108V66L107 65H105ZM119 66V65H118ZM204 68H202V67ZM231 66H232V63H231ZM241 66V65H240ZM24 67V66H23ZM48 67V66H47ZM51 67V66H50ZM58 67H54V65L51 67V68H53V69H55L56 68V71H54L53 69H52V71H54V72H56V74L57 73H60V71H57V68ZM75 67L73 66V68L75 69ZM115 68H116V66H114ZM120 67V66H119ZM140 67H141V65H140ZM143 67L141 68V69H143ZM157 67V66H156ZM155 67V69H153L154 71H156L157 69H158V67L156 68ZM190 67V66H189ZM226 67V68H227ZM236 67V66H235ZM235 67L233 66V69L232 70H234L235 69ZM242 67V68H243ZM245 67H244V70H245ZM41 68V69H40ZM69 68H70V65H69ZM72 68V67H71ZM118 68V67H117ZM137 68H139V66H137ZM136 68V69H137ZM197 68H200V69H197ZM240 68V67H239ZM248 68V67H247ZM46 69V68H45ZM50 69V68H49ZM119 69V68H118ZM141 69H139V70H141ZM236 69H238V66H237V68ZM235 69V70H236ZM252 69V68H251ZM250 69V70H251ZM72 70H73V73H72ZM106 69H104V71H103V73H105V72H107V74H109V73H111L110 71L112 70L113 71V68H111V67H109V70H107V71H105ZM115 70V69H114ZM117 70V69H116ZM138 70V69H137ZM138 70V71H139ZM228 69H226L225 71H227ZM239 70V69H238ZM237 70V71H238ZM250 70H249V72H250ZM47 71H48V69H47ZM51 71V70H50ZM51 71V72H52ZM101 71V72H100ZM109 71V72H108ZM158 71H159V69H158ZM220 71H222L221 73L223 74V76L225 75V77L223 78L222 77V75H221V73H220ZM240 71V70H239ZM238 71V72H239ZM246 71V70H245ZM248 71V70H247ZM246 71V72H247ZM26 72V71H25ZM51 72H45V73H49V74H47L48 76L51 74ZM54 72H53V74H54ZM65 72V73H66ZM113 72H115V71H113ZM236 72V71H235ZM242 72V71H241ZM44 72H43V74L45 75V77L47 76L46 74H45ZM150 73V74H151ZM157 73H159V72H156V74ZM227 73V72H226ZM29 74V73H28ZM42 74V75H43ZM56 74H55V76H56ZM67 74V73H66ZM65 74V75H66ZM70 74V76L69 77H71L72 75ZM100 74L103 76V77H105L106 79L105 80H100L101 79V77L102 76H100ZM149 74V75H150ZM177 74V73H176ZM178 74V75H179ZM189 74V75H190ZM221 76V77H219V75ZM233 74H234V72H233ZM243 74V73H242ZM40 77H42L41 76V74H38ZM38 75L36 74V76L38 77ZM43 75V76H44ZM61 76H64L62 73L60 74ZM97 75H99L100 76V78H99V80H98V78H96V77H99V76H97ZM110 76H111V74H109ZM148 75V76H149ZM187 75H188V73H187ZM197 75V76H196ZM246 75V74H245ZM251 77H252V75H251V73L249 74ZM33 76H35V75H33ZM51 77L50 78H52V75H50ZM80 76H83L82 78H80ZM191 76V75H190ZM262 76L260 77V78H262ZM54 77V76H53ZM66 77H67V75H66ZM65 77V78H66ZM102 77V78H103ZM126 78L128 77L127 75L125 76ZM244 77H249V76H244ZM251 77H249L250 78V80H251ZM28 78V77H27ZM29 78H31V77H29ZM65 78H63V79H65ZM112 78V79H111ZM208 78V79H207ZM223 78V79H222ZM228 78V79H229ZM254 78H255V76H254ZM40 79V78H39ZM54 79V78H53ZM59 80H60V78H58ZM57 78H56V80H58ZM62 79V78H61ZM62 79V80H63ZM70 79V78H69ZM128 79V80H127ZM127 79H124V80H126L127 81V83H129L130 81V78H127ZM184 79V80H183ZM210 79V81L212 82V80L211 79H214L215 80V82H216V80H217V84H214V81L212 82V84H214V85H217V86H219L220 84H222V83H224V84H222V85H225V87H226V85H233V87L231 86V93L229 92L228 93V89H230V88H228V87H226V91L224 92L223 91V94L222 93H220L221 92V90H220V94H222V95H220V97H219V95H217L216 97H218V99H215V101L213 100H211V99H214V98H211L210 100L211 101H209V100H207L208 98H206L205 96L207 95V94H209V93H207L206 94V91L207 90H205V91H203V92H205V94L206 95H204V93H203V95H202V91H201V84H204V85H202V87H203V89H206V87L208 86H205L206 85V83L204 82V80H206V82L208 81ZM61 80V81H62ZM224 80V81H223ZM237 80V79H236ZM249 80V81H250ZM253 80H255V79H253ZM258 82L260 81V80H258V78L256 79ZM255 80V81H256ZM53 81V80H52ZM63 81H65V80H63ZM62 81V82H63ZM67 81L69 82L70 80H68V77H67ZM172 81V82H173ZM179 81L177 82V86L178 85H181V84H179ZM231 81V82H230ZM247 81H248V79H247ZM247 81H246V84H247ZM249 81H248V83H249ZM256 81V82H257ZM168 82H166L167 84H166V86L168 85L169 86V84H168ZM203 82V83H202ZM209 82V81H208ZM207 82V84H209ZM210 82V83H211ZM231 84H230V83ZM237 82H238V80H237ZM261 82H262V79H261ZM261 82H259V84L261 83ZM264 82V81H263ZM262 82V83H263ZM65 83H67V82H65ZM110 83H112V86H110L111 84ZM138 83V84H139ZM143 83V84H142ZM176 83V82H175ZM262 83H261V85H262ZM61 84V83H60ZM63 84H64V82H63ZM110 84V85H109ZM130 84H131V82H130ZM129 84V85H130ZM173 84V86L172 85H170L171 86V88L172 87H174V86H176V85H174V83H172ZM212 84H211V86H208V88L210 89V87L212 88ZM259 84H257L258 85V87H259ZM56 85V84H55ZM69 86H70V84H68ZM222 85H220V87L222 86ZM228 85V86H229ZM249 85V84H248ZM247 85V86H248ZM50 86V85H49ZM65 86V85H64ZM69 86H68V88H69ZM71 86V87H72ZM122 86H125V87H127V85H126V83H125V85H122ZM131 86H132V84H131ZM167 86V87H168ZM176 86V87H177ZM217 86H215L214 87V90L217 88ZM235 86V87H234ZM237 86V87H236ZM179 87V86H178ZM219 87V88H220ZM224 87V88H225ZM244 87V86H243ZM243 87H242V90L241 91H243ZM53 88V87H52ZM73 88V87H72ZM169 88V90H172V89H170V87H168ZM175 88V87H174ZM232 88L235 90V92L232 90ZM235 88H237V89H235ZM253 88V87H252ZM151 89V88H150ZM150 89L149 90H147L146 92L148 93V94H153V91H151V93L150 92H148V91H150ZM209 89H208V91L207 92H214V91H209ZM248 89V88H247ZM177 90H178V88H177ZM200 90V91H199ZM211 90H213V89H211ZM222 90H225V89H222ZM76 91H78V90H75V92ZM217 92L219 91V89L217 88V90H216ZM251 91V90H250ZM75 92H73V93H75ZM145 92V95H146V98L147 97H149V96H147V93ZM198 92H200L201 93V95H202V97H205L206 98V101H208V103H207V105L210 103L211 105H208L207 107H209V111H207L206 109V112H205V110H201V109H198L199 108V106H200V108L202 107L201 106V103L203 104V100L201 99V97H200V93H198ZM244 92H246L247 93V90H245L244 89ZM260 92V91H259ZM122 93V94H121ZM131 93V92H130ZM218 93V94H219ZM232 93H236V94H234L235 95V98L234 99H239L241 102H242V104L241 103H239L240 105H238V106H240L239 108H240V111L241 110H243V109H241V107L242 106H244V107H246V109L245 110H247V111H244L243 110V112H244V115H243V112H240L239 113V109L238 108H234V107H236L235 105H237L236 104V100H235V102H234V100L232 99ZM240 93V92H239ZM245 93V94H246ZM251 93H253V91L251 92ZM256 93H257V91H256ZM255 92L253 93V94H256ZM76 94V93H75ZM140 94V95H139ZM151 94V95H152ZM216 94V93H215ZM249 93H247L246 95H248ZM78 95V94H77ZM213 95H214V93H213ZM242 95V94H241ZM252 95V94H251ZM79 96V95H78ZM83 96H81L80 95V97H83ZM91 96H85V97H87V98H90ZM119 96H121V98H122V101L125 103H121L122 105H124V107L123 108H118L117 110H115L116 109V106L117 105H119L118 104V99H119ZM136 96V97H137ZM208 96V95H207ZM238 96H240V94L238 95ZM243 96V95H242ZM241 96V97H242ZM253 96V95H252ZM255 96V95H254ZM253 96V97H254ZM257 97H258V94L256 95ZM77 97V96H76ZM128 97V98H129ZM151 97L149 98V99H151ZM158 97V96H157ZM209 97V96H208ZM210 97H212V96H210ZM209 97V98H210ZM214 97V96H213ZM120 98V99H121ZM131 98V97H130ZM120 99H119V102H120ZM149 99H147V100H149ZM254 99V101L255 100H257V98H253ZM65 100H67V99H65ZM95 100H96V102H95ZM127 100H130V99H127ZM165 100V99H164ZM168 100V99H167ZM174 100V101H173ZM246 100V101H245ZM101 101V102H100ZM133 101V102H132ZM170 101V100H169ZM169 101H166V103L167 102H169ZM258 101V100H257ZM263 100H261V102H262ZM60 102H62V101H60ZM64 102V101H63ZM63 102H62V104H63ZM105 102V101H104ZM103 102V103H104ZM143 102H144V104H143ZM147 104H146V103ZM152 102V101H151ZM246 102H249L250 104H251V106H253V110L251 109V108H248V106L246 105H243V103H246ZM65 103V105H61V106H67L66 105V102H64ZM96 103V104H97ZM135 103V104H136ZM137 103V104H138ZM156 103V104H155ZM234 103H235V105H234ZM61 104V103H60ZM59 104V105H60ZM252 104H254V105H252ZM262 104H264V101L262 102ZM141 105H143V106H146V109H149V110H152V111H154V112H156L157 114L159 113L160 114V116H162V117H160L159 116V114H158V116L160 117V118H162V119H157L156 121H155V119H156V117L158 118V116H152L151 117V115H149L147 112L148 111H146L145 109H144V107L142 106L141 107ZM184 105V106H183ZM137 106V105H136ZM183 106V107H182ZM204 106L206 107V103H204ZM203 106V107H204ZM139 107V106H138ZM143 109V110H145L146 112H143L142 111V114H140V109ZM262 109V110H261ZM160 110V111H159ZM198 110V111H197ZM250 110V113H247V114H249V116L252 114L253 116L252 117H246V113L245 112H248ZM68 111H70V110H67V108H66V113L68 112ZM261 111V112H260ZM186 113V115H185V113ZM70 114H69V116L70 115H72L71 114V112H69ZM144 113V114H143ZM147 113V117H151V119L153 118V120H151L150 118H148V120L147 121H150L151 120V122L152 121H154V122H152V124H150V122H149V125H152L151 127L152 128H154L153 130H152V128L151 127H149V125H148V122L145 120V121H143L144 119H147L146 118V116L144 117V118H141V117H143L145 114ZM242 113V114H241ZM261 113V114H260ZM132 114V115H133ZM256 114H255V116H256ZM109 115V116H110ZM166 115V114H165ZM256 116L257 118L259 117V116ZM96 116H98V115H96ZM261 116H260V119H261ZM61 117V116H60ZM95 117V116H94ZM92 118V119H95V118ZM100 117V116H99ZM173 117H175V119H172L171 120V118H173ZM183 117H184V119H186V118H188L190 121L189 122H191V121H194V122H192V128H194L195 130H197L198 128L200 129L201 127L203 128V126H204V123H210V124H212L211 126H212V129H207V131L209 130L210 132H208V135H207V138H206V136L204 137L205 139H203L202 138V136L203 135H205V133H203V130H205V129H202V133H203V135H201V132H198V134L200 135L199 137L200 138H202L201 139V141H200V143L198 144V143H196V141L197 140H195V134L197 135V138H198V142H199V140H200V138L198 137V134H197V131H196V133L193 135L194 137L192 138L191 137V139L189 138V140H194V144L196 143V147H195V145L194 144H192L193 146H191V143H193L192 141L190 142L187 138H188V136L185 138L186 140H188V141H185V142H182L183 144H185L186 142H188V144L186 145H183L182 143L180 144V142H181V140H182V136L181 135H179L180 133H182L180 130H174V132H172V133H176V132H179V134H177L176 136H175V134L174 135H171V133H169V135H171V137L170 136H167V135H165V136H167V137H169V138H172V139H174V141L175 140H177L178 139V137H181V140H177L175 143H174V141L171 139V141L175 144H173L172 142V146H173V148H175V146L178 144L177 142H179V144H178V149H179V147H181V146H179V145H182V147L183 148H181V149H176V150H178V151H175V149H173V148H171L170 146V148H168V144H169V142L168 143H166L167 141H166V139H168L167 137H166V139H165V141H164V133L163 132H166V130H164L163 132H162V129H163V125L164 124H168V121H169V124H170V120L173 122V124H174V121L177 119V118H180V119H178V120H180L181 121V124H182V122H184V126L183 127H185V120L183 121ZM68 118V117H67ZM98 118V117H97ZM113 118V117H112ZM126 118H128L127 116H126ZM132 118V120L133 121H135L134 119ZM155 118V119H154ZM56 118H54V120H55ZM57 119H59V118H57ZM73 119V118H72ZM100 120H102L101 118H99ZM165 119V120H164ZM250 119H248V120H250ZM259 119V118H258ZM257 119V120H258ZM264 119V118H263ZM60 120V119H59ZM61 120H62V118H61ZM178 120H176L177 122H178V124H176V122H175V124L177 125V127H178V129L181 127L182 128V125L180 124V122L178 121ZM216 120H221L222 122H220V121H218V125H219V122H220V124L222 125L223 124V126H221V127H219L218 125H217V122H216ZM230 120H232V121H234V124H232V125H229V126H231L230 128H231V130L232 131H228V132H231L230 134L231 135H233V137L235 136V138L234 139H236L237 138V140L235 141V146H236V148H237V153L234 151L233 153H235V154H233V155H237V156H239V157H237V158H234L235 160H236V162L234 163V165H231L230 163L231 162H233V161H235V160H233L232 159V157H231V153H230V157L231 158H229V159H232L233 161H231L230 160V163H228L227 161H228V159H226L227 161H225L224 163H227V165L225 166L226 167V170L224 171V174L225 175H223L222 176V174H220L222 171H221V169L219 170V166L217 167L218 168V171H219V175L220 176H222V177H224L225 176V178L226 179H224V178H222V179H224L225 180V183L224 184H226V187L225 188H223L222 189V191L220 190V191H218L217 192V190H216V188H215V186L213 185V182L212 183H205L204 182V179H205V177L207 176V175H210V173H211V170H210V173H209V168L211 167L209 164V162H211V164H212V161L210 160V155H212V154H208V152L210 151L211 153H212V151L213 152H215L216 150H217V152L219 151V153L220 152H225L226 150H225V148L222 150V149H220V150H218V145L220 146L221 145V140L223 141V139H225V141H226V138H223V137H225V134L226 133H228V132H226L225 131V126H228L227 125V123L228 124H230ZM251 120V122H252V124L253 125H255L254 124V122L256 121V119L255 120H253L252 121ZM259 122L261 121V120H258ZM58 122V121H57ZM92 122V121H91ZM94 122H97V124H95L94 126H95V128H98L96 125H99V127H101V129L100 128H98V129H100L101 131L103 130L102 128H106L107 126V124L105 125V124H103V122L102 121H94ZM100 122H101V126H100ZM189 122H188V128H183L182 130H184V131H186V129H188V131L187 132H185V133H189V130H191V127H190V129H189ZM240 122V121H239ZM247 122V121H246ZM246 122H244V125L246 124ZM249 122L250 121H248V124L247 125H251L250 127H251V129L253 130L254 128H253V125L252 124H249ZM257 122V121H256ZM259 122H257V124H259ZM76 124V126H78V124L77 123H75ZM87 124V123H86ZM102 124H103V126H102ZM133 124H134V122H133ZM148 126H147V125ZM153 124H156V126L154 125L153 126ZM172 125V126H175V129H177V127H176V125ZM186 124H187V122H186ZM216 124V125H215ZM242 124H243V121H242ZM56 125V124H55ZM69 125V124H68ZM141 127H140V126ZM203 125V126H202ZM240 125V124H239ZM87 125H85V127L84 128H86V130H91L89 127V129H87V127H86ZM91 127H92V125H90ZM94 126L92 127L93 128V130H96L95 128H94ZM106 126V127H105ZM162 126V127H161ZM168 126H171V125H168ZM168 126H166V127H168ZM205 126H206V124H205ZM209 126V125H208ZM208 126H206V128L208 127ZM241 126V125H240ZM240 126H238V127H240ZM134 127H136L135 125L133 126L132 125V128H134ZM147 127H149V128H147ZM155 127H156V129H157V133L159 132L160 133V131H161V134H163L161 137L159 136V138H158V135H157V133H156V131H155ZM159 127H161V129L158 131V128ZM165 126H164V128H166ZM242 127V126H241ZM76 128V127H75ZM83 128V129H84ZM142 128V129H141ZM174 128V127H173ZM180 128V129H181ZM205 128V127H204ZM209 128V127H208ZM249 128V129H248ZM77 129V128H76ZM98 129L96 130V132H98ZM117 129V128H116ZM121 130L122 128L120 127H118V130ZM166 129H168V128H166ZM199 129H198V131H199ZM200 129V130H201ZM236 129H237V127H236ZM85 130V129H84ZM105 130V129H104ZM77 131V130H76ZM75 131V133H78V132H76ZM138 131V130H137ZM194 131V130H193ZM192 131V132H193ZM226 133H225V132ZM236 131H238V130H236ZM82 132V131H81ZM94 132V131H93ZM93 132H88L87 133V135L89 134V133H91L90 135H92L93 136ZM119 134H120V132L119 131H117ZM123 131H121V134L120 135H117V139L119 138V139H121V137L123 138L124 136H126V135H123V133H122ZM195 132V131H194ZM204 132H206V130L204 131ZM252 132V131H251ZM86 133V132H85ZM93 133V134H92ZM115 133V132H114ZM113 133V134H114ZM117 133V134H118ZM138 133V134H137ZM207 133V132H206ZM224 133V134H223ZM83 133H81V135L80 136H82L83 137V135H82ZM125 134V133H124ZM133 134V135H132ZM135 134H137V135H135ZM190 134V133H189ZM229 134V133H228ZM229 134V135H230ZM234 134H236V132H234ZM86 134H84V136H85ZM90 135L88 136V138L90 137ZM94 135H96V134H94ZM179 135V136H178ZM231 135H230V139L232 140H229V139H227V141L229 140V141H231V142H233L234 140L232 139L233 137H231ZM254 135V136H253ZM119 136V137H118ZM127 136H129V135H127ZM126 136V137H127ZM164 136V137H163ZM173 136H174V138H173ZM81 137V139H83ZM87 137V136H86ZM124 138V139H129V138ZM163 137V138H162ZM175 137H177L176 139H175ZM183 137H185L184 135H183ZM190 137V136H189ZM38 138V137H37ZM86 139V140H89V139H91V137L89 138V139ZM136 138V139H135ZM196 138V139H197ZM223 138V139H222ZM250 138V139H251ZM180 139V138H179ZM185 139H183V140H185ZM182 140V141H183ZM40 141V140H39ZM106 141V140H105ZM128 141V140H127ZM169 141V140H168ZM226 141V142H227ZM263 141H264V137H263V140H262V143H263ZM225 142V143H226ZM216 143H218V145L216 144ZM225 143H222V144H225ZM261 143V144H262ZM197 144H198V146H197ZM190 146V147H192V149H193V152L195 151V152H200V155H201V157L200 158H197V156L199 157V155H197L195 152V154L196 155H194V153L192 152H190L191 150L189 149V151H188V148H186L187 146ZM226 145H228V143L226 144ZM188 146V147H189ZM222 146V145H221ZM221 146H220V148H221ZM232 146V145H231ZM261 146H263V144L261 145ZM226 147V146H225ZM228 147V146H227ZM226 147V148H227ZM233 148H234V144H233V146H232ZM231 147V148H232ZM133 148V149H134ZM184 148H186V149H184ZM232 148V149H233ZM236 148H234V149H236ZM264 148V147H263ZM171 150V154H169V153H167L168 152V150ZM232 149H230L231 151H232ZM233 149V150H234ZM222 150V151H221ZM229 149H227V151H228ZM229 150V151H230ZM259 150V149H258ZM167 151V152H166ZM228 151V152H229ZM230 151V152H231ZM173 152H176V155L175 156H177V153H179V155L177 156V160H176V158H175V156H173L174 158H175V161H177V162H173V160L171 161V160H169L170 162H173V163H169V161H168V159H174L173 157H170L171 155H174V154H172ZM209 152V153H210ZM253 152V153H254ZM167 153V154H166ZM191 153V154H190ZM127 154V153H126ZM170 156H169V155ZM199 154V153H198ZM215 154V153H214ZM225 154H226V152H225ZM229 154V153H228ZM250 154L252 155V158H253V155H254V159H252L251 158V160H250ZM264 154V153H263ZM127 155H129V154H127ZM133 155H134V153H133ZM166 155H168V157H170V158H168V157H166ZM218 155V154H217ZM220 155L222 156V153H220ZM258 155V156H257ZM262 155V154H261ZM213 156V155H212ZM219 156V155H218ZM217 156V157H218ZM221 156L219 157L221 160H223V158H221ZM225 156H229V155H225ZM234 156V157H235ZM264 156V155H263ZM263 156H262V158H263ZM223 157V156H222ZM255 157H258V158H255ZM209 158V162H208V159ZM212 158H216L215 157V155L212 157ZM218 158V159H219ZM219 159V160H220ZM257 159V160H256ZM261 159V158H260ZM214 160V159H213ZM216 160V159H215ZM252 160H256V163H255V165H254V163H253V166H252V164H251V162H254V161H252ZM263 160V159H262ZM217 161V160H216ZM216 161H213V165H214V167L213 168H215L216 170H217V168H216V165H218V164H214V162H216ZM224 161V160H223ZM223 161H221V163L223 162ZM260 162H263V161H260ZM218 163V162H217ZM170 164V165H169ZM229 164V165H228ZM233 164V163H232ZM260 164V163H259ZM264 164V163H263ZM219 165H220V162H219ZM261 165H262V163H261ZM222 166H223V163L220 165V167L222 168ZM264 166V165H263ZM260 167V166H259ZM258 167V168H259ZM262 167V166H261ZM260 167V168H261ZM212 168V167H211ZM122 169H124V168H122ZM215 169H213L214 171H216ZM223 170V169H222ZM260 170L261 169H258V171L260 172ZM263 171H264V167H263V169H262ZM218 171H216V172H218ZM121 172H123V170H121ZM129 172H130V175H129ZM125 173V174H126ZM215 174V173H214ZM250 175H252V176H250ZM263 175H264V173H263ZM262 175V176H263ZM213 176V175H212ZM216 177H218V176H216ZM257 177V178H258ZM221 178V177H220ZM220 178H218V180L220 179ZM161 180V182H162V180L164 181H166L167 183H168V181H169V183L168 184H166V182H165V184L167 185V187L169 188V189H167V187H166V190H165V188L163 189V187L162 186H164L162 183H164V182H159V183H161L162 184V186H159V187H157V181H160ZM211 180H212V178H211ZM224 180L222 181V182H224ZM120 181H119V183H120ZM156 181V182H155ZM207 182V181H206ZM210 182V181H209ZM222 182H221V179H220V182L219 183H221L222 184ZM254 184H253V183ZM118 183V185L120 186V184ZM125 183H128V185H126ZM156 183V184H155ZM158 183V184H159ZM215 184H216V182H214ZM218 184V183H217ZM257 184V186L260 188H258L257 186L255 187V186H251V185H256ZM160 185V184H159ZM120 186V187H121ZM162 187V188H161ZM221 188H222V186H220ZM219 187V188H220ZM252 187H255V188H258V189H252ZM119 188V187H118ZM121 188V189H122ZM120 189V188H119ZM117 190V191H119L120 192V190ZM162 189L163 190H165V191H162ZM219 190V189H218ZM256 190L258 191V192H256ZM260 191V192H259ZM121 192V193H122ZM220 192V193H219ZM261 192V193H262ZM117 193V192H116ZM185 193H187V195H184ZM264 193V192H263ZM262 193V194H263ZM254 195V194H251V196H249L250 198L249 199H252L251 201L253 202V204H252V207H254V208H256V205H254L255 204V197L257 196V195ZM254 195V196H253ZM264 195V194H263ZM118 196H119V194H118ZM120 197H122V196H120ZM120 197L118 198L119 200H122V199H120ZM253 197H254V200H253ZM116 198H117V194H116ZM261 198V197H260ZM246 199H248V198H246ZM245 199V200H246ZM117 200V199H116ZM260 200V201H259ZM177 201H180V202H178L177 203ZM242 201H243V204L245 205L244 206V208H242L241 206L243 205L242 204ZM248 200H246V202H247ZM258 201L261 203V199H258ZM258 201L256 200V202H257V204H258ZM264 201H262V203L261 204H259V206L261 205V207H262V209L264 208V203H263ZM119 203H120V205H122L123 206V202L121 201H119ZM119 203L117 202V206H116V208L118 209L119 207H118V205H119ZM119 205V206H120ZM167 205H169V206H167ZM164 206H166V208L164 207ZM180 206L181 208H180V211H179V208L178 207ZM124 207H122V208H124ZM173 207H175V209H177L178 211H176V210H174V208ZM177 207V208H176ZM240 207L242 208L241 210H240ZM261 207H260V211H261ZM120 209L119 208V210H120V214H121V211L123 212V209ZM168 208V209H167ZM247 209L249 208V207H246ZM259 208V207H258ZM116 209V210H117ZM167 209V210H166ZM244 209V210H243ZM253 209V208H252ZM252 209H250L249 208V210H252ZM129 211L130 213H132V215L129 213V212H127V211ZM162 210H164L162 213H161V211ZM118 211V210H117ZM255 210L253 209L252 210V212H254ZM263 211L264 210H262V216L264 215L263 214ZM125 212H126V214L127 213H129L128 215H126L125 214ZM155 212H157V213H159L158 215H159V217H160V221L158 220V218H157V221L158 222H160V223H158L157 221H155V220H152V219H149V218H151V217H149L150 215L152 216V214H154ZM249 214H245L244 213V215L247 217V219H250L251 217H252V214H256V212H257V209H256V211H255V213H250L249 211H247ZM117 214H118V212H117ZM169 214V215H168ZM251 214V215H250ZM258 214H259V212H258ZM261 214H260V217H261ZM149 215V216H148ZM196 215V217L198 216V218L196 219V217L194 218V216ZM239 217H238V216ZM257 215V214H256ZM255 215V217L254 218H256L257 217V219L256 220H259V218H258V215L256 216ZM237 216V220L236 221H234L232 218L233 217H236ZM251 216V217H250ZM157 217V216H156ZM155 217V218H156ZM243 217V216H242ZM241 217V218H242ZM147 218L149 219L148 221H150V220H152L154 223H152L151 221H150V223L148 222L147 223V221H145V219L147 220ZM175 218H178L177 220H175ZM262 218V217H261ZM170 219H171V221L172 220H174L176 223L177 222H179V220H181L183 223H184V225H185V227H183L182 225L183 224H179V226L180 227H178L179 229L181 228V226H182V229L184 228V230H177V226H178V224L177 225H175L176 227V229L174 228V226H172V223L170 224ZM239 219V220H238ZM243 219V218H242ZM244 219H246L245 217H244ZM247 219H246V221L245 222H248L247 221ZM252 220H253V218H251ZM250 219V221H252ZM263 219V218H262ZM118 220H119V218H118ZM261 220V219H260ZM260 220H259V222L258 221H255V219H254V222L257 224V222L260 224ZM119 221H121V220H119ZM118 221V222H119ZM244 221V220H243ZM248 222V223H244V225H249V224H253L254 222ZM263 221H264V219H263ZM117 222V223H118ZM155 222H157L156 224H155ZM173 222V221H172ZM262 222V221H261ZM122 223V222H121ZM122 223V224H123ZM254 223V224H255ZM155 224V225H154ZM252 224H251V226H252ZM255 224V225H256ZM118 225H120V223H118ZM118 225L116 226V227H118ZM122 226V225H121ZM120 226V230L122 229V227ZM130 226V227H129ZM237 226L235 227V228H237ZM250 226V227H251ZM257 227L259 226V225H256ZM264 226V225H263ZM132 227V228H131ZM245 227H247V228H249L248 226H244V228ZM123 228V229H124ZM127 228V229H126ZM131 228V229H130ZM234 228V229H235ZM239 228V227H238ZM242 228V227H241ZM247 228H245L246 229V231L244 230V232H247L248 231V237L249 238H254V236L255 235H258L256 232H259V233H261L262 232V226H260V228H255V229H260L261 230V232L258 230V231H256L254 228H253V230H250V231H252L251 233H249V230L247 229ZM117 229H119V227L118 228H116V230ZM242 229H241V236L243 235V233H242ZM116 230H115V233H116ZM119 230V231H120ZM177 230V231H176ZM55 231V230H54ZM118 231V232H119ZM235 231H237V230H235ZM253 231L256 233H253ZM116 233V234H118V235H120L119 233ZM135 232H133L134 234H135ZM231 232H233V231H231ZM228 233V231H227V233L230 235L231 234V236H232V234H235V232L234 233ZM112 233H113V231H112ZM111 233V234H112ZM115 233H113L114 234V236H112V237H110L111 239H114L113 237H115V238H119L120 236H115ZM123 231H122V235H123ZM224 233H226V232H224ZM226 233V234H227ZM240 233V232H239ZM255 234V235H253V234ZM263 233H264V229H263ZM263 233L262 234H260L261 236L263 235ZM110 234V233H109ZM112 234V235H113ZM128 234V233H127ZM247 233H245L244 234V237H245V235H246ZM250 234H252L251 236L252 237H250ZM45 235V234H44ZM47 235V234H46ZM49 235V234H48ZM47 235V236H48ZM225 235V234H224ZM238 235V234H237ZM239 235V236H240ZM50 236V235H49ZM49 236H48V238H49ZM125 236H130L129 238H131L132 239V236H131V232H130V235H125ZM138 236V237H137ZM226 236H228V235H225V239H227V237ZM231 236H229V240H230V237ZM240 236V237H241ZM247 236V235H246ZM264 236V235H263ZM123 237V236H122ZM134 237H135V235H134ZM221 237V238H222ZM44 238H46V236H44ZM110 238H108L109 240H110ZM124 238V237H123ZM127 237H125V239H126ZM243 238V237H242ZM246 238V237H245ZM256 239H257V237H255ZM258 238H260L259 236H258ZM262 238H264V237H262ZM262 238L260 239V240H262ZM57 239V238H56ZM124 239V240H125ZM196 239H198V243H196L197 242V240ZM224 239V240H225ZM232 239H236V238H232ZM231 239V240H232ZM45 240V239H44ZM43 240V241H44ZM71 240V239H70ZM105 240V239H104ZM120 240H121V237H120ZM136 240V241H135ZM195 240H196V242H195ZM222 240H223V238H222ZM246 240V239H245ZM255 240V239H254ZM254 240H251V242L252 241H254ZM48 240H46V241H44V242H47ZM57 241H59V239H57ZM60 241H62V240H60ZM68 241L69 240H67V243H68ZM89 240H87V242H86V240H85V242L86 243H89L88 242ZM127 241H131L130 239L128 240L127 239ZM193 241H194V243H196L195 244V246H197V247H191V249H190V246L191 245H193L192 243H193ZM217 241H219V240H217ZM228 240H226L225 241V243L227 242ZM236 241H237V243H236ZM241 242V240H238V238L235 240V242L234 243H236V244H231L232 243V241H230V243L228 244L229 245V247H231L230 246V244L231 245H233V247H231V248H235V245H237L238 243H240ZM250 241V240H249ZM257 241H259V239L257 240ZM49 243H51V244H53V245H55V243H56V247L57 248H59V246H57V244H59V242L57 243V242H53V238H52V241L50 242V241H48ZM109 243V244H107V243ZM105 242V244H107V245H111L110 244V242L107 240ZM114 242H116V239H114ZM121 242V241H120ZM125 241H123V243H124ZM138 242H136L137 243V246H138ZM191 242V243H190ZM221 243H222V241H220ZM224 242V241H223ZM229 242V241H228ZM262 242H264V241H262ZM64 243H66V241H64ZM66 243V244H67ZM86 243H84V244H86ZM136 243H134V244H136ZM165 243H167L168 245H167V247L165 246L166 244ZM189 243L191 244L190 246H189ZM246 243H247V241H246ZM254 243H255V241H254ZM258 243V242H257ZM69 244H72V245H70V247H72L73 246V240H72V243H70L69 242ZM69 244H67V245H69ZM119 244V243H118ZM124 244H127V243H124ZM227 244V243H226ZM241 244V243H240ZM45 245V244H44ZM60 246H62L63 245V243L61 244H59ZM82 245V244H81ZM88 246H90L91 244H87ZM86 245V246H87ZM120 245H122L123 246V244L122 243H120ZM159 245H162L163 246V248L161 249V251H160V247L161 246H159ZM206 246V247H204V249H200V250H196V249H198V246ZM223 245H224V243H223ZM223 245H218L219 247L220 246H223ZM227 245V246H228ZM242 245H244V246H247L246 248L249 250V249H251V245H245V244H241L240 246L242 247ZM263 245V244H262ZM51 246V245H50ZM77 247L78 246H80V245H76ZM76 246H74L75 248H76ZM87 246V247H88ZM112 246V245H111ZM125 247L124 248H126V245H124ZM134 246V245H133ZM170 246L171 245H169V247H168V249L170 248ZM171 246V247H172ZM200 246V247H201ZM225 246V245H224ZM249 246V247H248ZM55 247V248H56ZM65 247H67V246H65ZM74 247H72V249L74 248ZM81 247V246H80ZM83 247V246H82ZM102 247V246H101ZM105 247V248H104ZM103 248H104V250L102 251V257L103 258H101L102 260H101V262H103V259L105 260V259H107V260H105L106 262H108V259L110 258V256H109V253H110V251H108L109 249L107 248V250H105L106 249V247H108V246H104ZM115 247L116 246H114L113 245V249H115ZM140 245L138 246V248H139V251H141L142 249H140ZM238 247H239V244H238ZM238 247H236L237 248V250H239V249H242V248H244V247H242V248H239L238 249ZM56 248V250L58 251V249ZM117 249L118 248H120V247H116ZM131 248H133V247H131ZM193 248H195V249H193ZM202 248V247H201ZM246 248H244V250H246ZM262 248H263V246H262ZM51 249V250H50ZM50 249H47L48 250V253H49V250L50 251H52V250H54V249H52V248H50ZM62 249H63V247H62ZM65 249H67L68 250V248H65ZM76 249H79V248H76ZM81 249H83V248H81ZM80 249V250H81ZM90 249V247L87 249L89 252L91 251V250H93V248L91 249V250H89ZM100 249V248H99ZM121 249V248H120ZM120 249H118L119 250V252H120ZM127 249V248H126ZM135 249V251L137 250V247L136 248H134ZM165 249H164V251H163V255H165L164 253H165ZM167 249V250H168ZM215 249V248H214ZM253 249V248H252ZM251 249V250H252ZM46 250V251H47ZM83 250H86L85 249V247H84V249ZM82 250V251H83ZM85 251V253H88V251ZM111 250V249H110ZM133 250V249H132ZM181 250H182V248H181ZM218 250V249H217ZM236 250V249H235ZM234 249H233V252L235 251ZM236 250V251H237ZM243 250V249H242ZM57 251H54V253L56 254V252ZM61 251H63V250H61ZM75 251V250H74ZM76 251H78V250H76ZM95 251V250H94ZM93 251V252H94ZM106 251H108L107 252V255L105 256V254H103V252H106ZM115 250H113V252H114ZM127 251L128 252H130L131 254H132V252L134 251H129L128 249H127ZM168 251H170V250H168ZM167 251V252H168ZM180 251V249L178 250V252ZM184 251V250H183ZM216 251V250H215ZM230 251H232V250H229V251H226V253H228V255H229V252ZM236 251L234 252V253H236ZM239 251H241V250H239ZM239 251H237V253L239 252ZM93 252H90V253H93ZM117 252V251H116ZM171 252V254L172 253H174V251L172 250V251H170ZM213 252L214 251H212V254H213ZM217 252V251H216ZM214 253L215 255L217 254V253H219V252H217V253ZM221 252V251H220ZM245 252V251H244ZM244 252H242L241 251V253H243L242 254V257H240L239 255L240 254H236V256L238 255L241 259H239L238 258V260H239V263H240V260H241V262H242V258L244 257L243 255H244ZM247 252V251H246ZM249 252V251H248ZM247 252V253H248ZM76 253V252H75ZM90 253H88V254H90ZM121 253H122V250H121ZM176 254H177V252H175ZM180 253V252H179ZM224 253V252H223ZM220 253V254H222L221 256H216L217 257V259H218V257H221V260H225V261H228V263L226 262V263H223V262H225V261H221V263H223V264H229V260H227L226 259V257H227V255L224 253ZM232 253V252H231ZM246 253V254H247ZM51 254V253H50ZM58 254V253H57ZM63 254V253H62ZM87 254V255H88ZM124 254V258L122 257V260H123V262H121V264L122 263H124V261L126 260V258H125V252L124 253H122L121 255H123ZM135 254V256L137 257V255L139 256V254L141 255L142 253H139L138 254V250H137V253H133V255ZM137 254V255H136ZM167 254V253H166ZM211 254V255H212ZM246 254H245V256H246ZM92 255V254H91ZM94 255V254H93ZM101 255H95V256H100L101 257ZM115 255H116V253H115ZM118 255H119V253H118ZM133 255H131L132 256V258L134 259V256ZM145 255V259L147 258V256ZM157 255H159V256H157ZM173 255V254H172ZM171 255V256H172ZM182 255V256H181ZM215 255H212L211 256V258L213 257L214 258V256ZM218 255V254H217ZM226 256L225 257V259H223L224 257L223 256ZM51 256V255H50ZM53 256V255H52ZM61 256V255H60ZM86 256V255H85ZM109 256V257H108ZM113 256V253H111V257ZM117 256V255H116ZM120 256V255H119ZM116 257L117 258V260L116 261H122L120 258L121 257ZM142 256V255H141ZM155 256H157V257H155ZM167 255H165V257H166ZM169 257H170V259H171V256L170 255H168ZM174 256V255H173ZM173 256H172V260H173ZM235 255L233 254H231V257H230V259H231V262H232V260L233 259H235V258H233ZM237 256V257H238ZM75 257V256H74ZM88 257H91L90 255H88ZM92 257H94V256H92ZM105 257V258H104ZM107 257V258H106ZM127 257H128V255H127ZM144 257V256H143ZM164 257V256H163ZM162 256H161V258H162V260H161V262L164 260H169V263L172 261V260H170V259H165V257L163 258ZM174 257V258H175ZM209 257V256H208ZM215 257V258H216ZM223 257V258H222ZM246 257H248V256H246ZM52 258V257H51ZM55 257H53L52 259H54ZM69 258V257H68ZM95 258V257H94ZM93 258V259H94ZM98 258V257H97ZM115 258V259H116ZM167 258V257H166ZM213 258H212V260H211V263L213 262ZM251 258V257H250ZM249 258V259H250ZM96 259V258H95ZM120 259V260H119ZM130 259V258H129ZM138 259V258H137ZM156 259H155V261H156ZM180 258H178L177 260H179ZM181 259V260H182ZM243 259H245V258H243ZM67 260V259H66ZM78 260V259H77ZM97 260V259H96ZM109 260H111V258L109 259ZM131 261H133L132 259H130ZM147 260H148V262H147ZM187 260V261H186ZM210 260H209V258H208V264H210ZM216 260V259H215ZM220 260V259H219ZM238 260H236L237 262H238ZM247 260H248V258H247ZM246 260V261H247ZM56 261V260H55ZM80 261V260H79ZM79 261H77V262H79ZM88 261L90 262L89 264H91V261H95V260H89L88 259ZM100 260H98V262H99ZM113 261H114V259H113ZM127 261H128V258H127ZM127 261H125V262H127ZM131 261H130V263H131ZM135 261V260H134ZM158 261H159V263L160 264H162L161 262H160V258L158 259ZM157 261V262H158ZM164 261H163V263H164ZM175 262H177L176 260H174ZM174 261H172V263L174 262ZM250 261V262H249ZM59 262H60V260H59ZM62 262V261H61ZM64 262H65V259H64ZM76 262V263H77ZM98 262H97V264H98ZM101 262L99 263V264H101ZM115 262V261H114ZM113 262V264H115ZM129 262V261H128ZM125 263V264H129V263ZM138 262H141V261H138ZM145 262H147V264L150 262L149 261V258L148 259H146L145 261H144V263ZM151 262H154V259H152L151 260ZM157 262H155V264L157 263ZM174 262V264H176ZM216 262L218 263V261L216 260ZM233 262H234V260H233ZM232 262V264H235V263H233ZM248 262L249 263H251V264H253V262H252V258H251V260H248ZM67 263H69V262H67ZM104 263V262H103ZM120 263V262H119ZM118 263V264H119ZM144 263H142V264H144ZM165 263L166 264H169V263H167V261H165ZM164 263V264H165ZM219 263H220V261H219ZM218 263V264H219ZM220 263V264H221ZM238 263V264H239ZM70 264V263H69ZM78 264V263H77ZM83 264V263H82ZM111 264V263H110ZM133 264H134V262H133ZM138 264V263H137ZM149 264H153V263H149ZM178 264V263H177ZM204 264H206L205 262H204ZM214 264H216V263H214ZM231 264V263H230ZM240 264H242V263H240Z\"/></svg>","mask_w":264,"mask_h":264}]
</instances>
